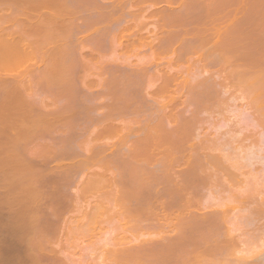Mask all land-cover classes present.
<instances>
[{"label":"bare ground","instance_id":"6f19581e","mask_svg":"<svg viewBox=\"0 0 264 264\" xmlns=\"http://www.w3.org/2000/svg\"><path fill=\"white\" fill-rule=\"evenodd\" d=\"M12 1L10 0V1H8V3L6 2L7 4H9V6H11L10 8L12 10L10 9V11H12V12L9 11L8 12L9 16L8 17H2L3 20H1L2 22L0 21L1 24L6 23L7 25L9 24V25H12L13 27L15 26L14 28H11V29H6V26H5V28L3 26L1 27V30H0V51H1L0 52V69L6 70V71L13 70V71H16V73L14 74L13 77H8V76L0 77V130L6 131L9 129H16V130L21 129L22 131L24 130V133L26 131V133L32 134L35 131L37 133L40 132L39 133V135H40L41 132H43V134H44V133H46V131H47V133H48V131H49V133H51V132L55 133L59 126H61L62 128L63 127L65 128V126H66L67 130H68V127L71 128V126H73L74 128L72 127V129H74L75 132L77 131V133L79 135L76 133L77 134V136H76L75 133H69L70 132L69 130L67 132L66 129H63V130H66V132H65L66 134L64 135L65 137L62 136V137H64V140H62L63 139L62 138L61 141H63L64 143H65V141H66V143H69V142L71 143L74 140H76V138L78 139L79 136L85 137L84 135H86V137L84 138V142H86L88 144V145L86 144L87 146H85L84 142L79 143V145L83 144V146L80 145L78 147L80 149V151H78L79 149L77 148L78 149V150H76L77 152L74 151V149L76 147L75 148L73 147L74 149H71L72 146L69 147L70 149L67 148V149H69V150L66 149L67 151H65V149H60L61 147H58V149L60 151V152H58L55 150L57 147L52 148L51 144L48 145L49 150H50V152H49V150H47L48 147L45 149V147L47 146V144H46V145H44L45 147H43L44 150L42 149L44 152L47 151V152H45L46 154L41 151L42 154L39 152V154H41V156L39 155V158H38V155H37V157L35 156L36 159L38 158V160H36V161H40L39 162L40 167L38 166L39 168L36 170V176L33 177L35 179H33V178L31 179L32 182L29 183V186L27 183L26 184L24 183L25 186H22V187L26 188V186H27V189H26L27 193L29 192V190H28L29 187L32 188L33 191H35V190L36 191L34 194H31V192H33V191H32V189H30L31 191L29 192V194H26V195L24 194L25 195V196H23L24 198L23 197L21 198L19 196L18 200H20V201L16 200V202L20 203L22 199H23V201L25 199L27 202H29V201L31 202L30 199L32 198V196L35 195L36 197H33V199L38 198L36 204L34 202L36 200H33V199H32L31 204H30V202L27 204L36 205L35 207L32 206L33 208H35V211L31 207H30L31 208L30 211L35 212V213L33 212L34 216H35L36 212H37L36 215L38 216L40 214V216L39 217L35 216V220L37 219L38 223L36 220V224H35L34 228H32V226H34V224H31V227L29 229L28 228L27 229H25V228L21 229V227H20V228H17V231H18V229H19V232H21V230L23 232L28 231L27 234L29 235L30 233H33L32 230H34L33 235L32 234L31 235L36 236V237L38 236L37 237L38 239H36V240L42 239L44 235H46V236L48 235L47 238H43L45 240H43V239L42 240L45 242H49V244L52 243L51 242L52 240L50 241V239L55 237L53 235L56 234V231H58V229L60 228L59 226H61V224L64 222V219L61 218L62 219L61 220L58 217L56 212L59 210H63V211L65 210V212L69 211V210L72 211L71 209H73V211H75V210L77 211L78 208L85 209L84 207L87 204H89L86 202H84V203L81 202L82 204H84L83 205L84 207H82L79 202H76V201H78V199H81L79 201H82L83 196H80V195H79V197L76 196L75 198H78V199H75L74 195H71V196L69 195L70 198H68L67 197L68 194L66 196V194L64 195V194H62V192L60 193V190L63 189V191H65L66 188L70 184H72L71 181H72V175L73 174H75V173L77 174L78 172L85 170L86 173H84V175H82V176L87 178V179L90 178V180H86L85 178H82L83 180H81V181H84L85 183L78 181L80 184L76 182V184H75L76 187H77V185L78 186L82 185V187H83V184H85L86 185V186L84 185L85 190L89 189L88 191L91 192V189L93 187V189H95V191L98 190V192H99V190H104L107 186L111 187V185H115L114 187H115L116 193H117L116 194L115 191H112L114 189L107 187V191H110V190L112 191V194H113L112 199L114 197V203L112 202L111 198H110L111 200L109 199L110 202L108 200H106L109 202V203L107 202L108 205L106 204L109 207H107V206L105 207V205H104L105 203L100 202L101 198L97 199L98 204H96V206H98V207H95V205H92V206L90 205V207H89L87 205L90 210H91V208H93V209L96 208L98 210L100 207V209L98 210L99 211V217L96 216V214H95V217H97V221H98V218H100V221H101L103 218V215L104 214L107 215V212H108L109 216L107 215L108 217L106 219L108 221L110 219V222H111L112 218H113V220L117 221L116 218H114L113 216H116V214L118 212V214L116 216L117 219L120 217L118 219L119 220L118 222L124 223V227H122V230L124 231L125 229H123V228H128V230L126 229L127 232L125 230V232L127 234L125 232L123 233L121 231V227L119 228L121 231L120 232L119 229L117 228V226L119 227L120 224H118V222H117L116 229H117V231H119L120 233H123V234H119V236L117 235L118 238L115 237L116 239L114 238L115 240L113 242L116 241L115 245H114V243H112L111 246L114 245L113 247H115V248L112 247L113 248L112 249L110 247L107 249V250L111 251V254H113V256L108 255L110 253L109 251H108L109 253H107V251L105 252L106 255H108L109 257H106L107 258L106 260L104 258V261H107L110 257L111 258L109 259V263L107 261V262H104V264H107V263L108 264H110V263H112V264H264L263 254L259 255V253H257L258 254L257 255L256 253H254V251H252L253 249L250 250L251 248L250 249L246 248L244 246L245 244L243 245V242L241 240L242 238L240 236H241V234L243 235V233L245 234L247 232V230L244 231L246 229L245 228L246 225L243 226L245 229L244 230L242 229L243 227L240 226V225H242V223L240 224V221H239V220H241L240 217L241 216L243 217L244 215H245V219L242 218V219H244L243 221H245L249 217L253 218L254 216H258V217H256L257 219H259V217L260 218L264 217V213L262 212V211H264L263 208L260 207V209H258L259 206L256 205L257 206V209H256L255 208L256 203H255L253 206H251L249 208L250 212L247 211L248 208H247V210H244L243 209V208H245L244 204L247 205L249 202L250 203L253 202V201L248 200L249 202L248 201H244L241 203L239 202L240 205L235 204L236 207L238 206L237 207L238 209L236 207L228 209L226 207V205H227L226 203H224L226 205H223L222 204L223 202H219V204H218V202L217 203L214 202L213 203L214 205H213L212 201L210 200L212 198H215L217 195H219V196H217V197H219V199H216V200H220V196L222 194L224 195V193L227 192L226 190H228V193H229L230 189L228 187H227L228 189L222 188L224 186L222 184H224L225 181L227 179H229V177L231 176V175H229L231 168H234L235 166H236L235 168H237V169L239 168L240 162L238 159L244 155L245 150H243V149L246 148L247 150L245 152L247 153V151H248V154L251 153L252 151H254V153L250 154V155H254L255 150L248 149V148L253 149L254 146L253 145L247 146V144H246L247 147L246 146H243L244 148L240 147V149L242 148L241 151H243L242 152L243 154L238 153V152H241L239 148H238L239 150L236 149V151H235L236 153H234L233 151L228 152L229 151L228 150V151H226L227 154H225V152H223V150H222L223 147H225L224 143L226 140L223 141L225 133L227 130L230 131L231 133H228V131H227L226 134H228V135L230 134L232 137V134H233L232 132L235 133L236 129L234 128L233 129L234 131L233 130L231 131L232 128L227 129V130L221 129L222 130L221 134H219L220 133V129H219V131H218L219 133H217V134H218V136H220L219 138H223V139L219 140L218 136H216V139L213 140V137H214L213 136L211 140L214 142L216 140V142H215L216 144H219V142L221 141V144H223V145H221V144L216 145L212 141H209V140L205 141L206 139H204V138H206V135H204V136L202 135V133H204V132H202L200 134V131H202L203 129L201 128V126L198 127V122H200L199 124L201 125L204 122V120L199 118L198 117L199 115H197V114H200L199 111L201 109L205 110V107H203L205 104V101L200 102L199 98L203 97V96L209 97L211 95V93L214 91V88L212 89V87H211V83L215 82L216 84L215 83L214 84L216 85V87L220 86V83H221L220 87H222L223 85L225 86L228 84V79L232 78L231 75H234L235 79L234 78L233 79L235 81L232 79V81L229 83L231 85L236 84V86L232 85V87L233 86L238 87L239 91L241 89L243 90V87H244V91L246 90L247 92H249L251 94L254 91L253 93L255 96L253 95L254 96L253 101H252V99L250 100V101H252V102H250V106L253 103H254L253 105L257 104L258 108L257 109L255 108L256 105H255V107L251 106L252 110L254 111L256 109V111H258V109H260V115H262L261 111H263V114H264V0H232V1L231 0H225V2L229 1V3H227L224 6H222V4H224V3L221 4L220 0L219 1L218 0H199V3H198V0H194L197 3V7L195 6L197 8V9L195 8L197 10V13L198 12H201V13L207 12V14H202L201 16L199 15V18L202 17L204 19L207 16L205 20L201 19V18H200V20L198 18L196 19V24L193 28L194 31L195 30L200 31V29H196V28H201L202 24H203L202 26L205 27L206 23H204V21L205 22L207 21L208 24H206V27H208V25H210L209 27H210V30H212V33L210 32V34L208 35V37H209V40H208L207 35H205L206 37L205 36L202 37L201 34H203V32H200L201 33L200 34L197 31H195V32H197V34H200V36L194 32L196 34V36H194V34L191 36L192 37L194 36L193 38H195L194 39L195 42H193V38H192L191 39L192 44H190L189 43L190 39L187 38L188 39V41L186 43V44H188L187 47H189V48L192 47L191 49H193V50H194V48L197 47L194 51L192 50L193 52L197 53V51L199 52L202 50V49L199 50L198 48H200V47L204 48V46H205V42H204V44H203L204 46H203L202 42L200 44L199 41H204L206 39L205 40L206 42L208 41L209 44H212V45H210L211 47H214L215 49L218 48V51H220V52H221V50L224 51V54L225 53L228 54V52L232 53L233 49H234L233 52H235V50H236V52L232 53L231 56L227 55V57H230V60L228 61V59L223 58L224 55L222 53H220L221 55H219V52L217 50H216V52H218V53L213 51L214 48L209 49L206 45V48H208L211 52L213 51L212 54L210 53L211 55H213V53H214L215 56H216V54H217V56L218 55L221 56L220 58H217V60H219V59L222 60V58H223V60L225 59L226 62H229V63H227L228 64V66H227L224 61H221V60L219 61V62L223 63L224 68L226 65L229 68V70L231 71V73H229V71H227L228 75L227 74L223 75L224 78L219 77V78H221V80L225 79L222 81H225L226 84L223 83L220 79H218L219 81H217L215 78H213L215 80L214 81L212 78H209L210 80L212 79V82L210 81L211 83L209 85L208 79L207 80L202 79V80H204L203 82H205V83H203L200 79H199L200 81L195 80L197 77H195V79L193 80L195 82L197 81L196 84H195V82H191L192 80H190V81L186 80L187 83H185V82H183L185 80V79L183 80L185 75L183 76L182 74H179L182 72H179V71L176 72L177 74L183 76V78H181L182 76L178 75L179 76V78H178V76L175 75L176 73H173L172 76L170 73V76H169V74H168V72H170L169 69H168L169 71L168 70L166 71V69H164L165 70L164 73L167 72V74L166 73L162 74L161 73L162 70L159 71L162 75H160L159 72H157L156 73L157 75H155V73H153V71H152V73L154 74V77L149 76V75H148V77H149V80H151V79H154V80L151 82L149 81L147 83V85L149 84V86L147 87V92L148 93L150 92L148 95L151 99L148 98L149 100L147 99L146 101H144L142 99H145L146 97L144 98V96L141 94L142 98L139 97L140 99L139 98L136 99L138 101V102L137 101L136 102L139 103L138 105L136 102H133V101H135L134 99L128 100V97H126L127 99L125 98V100H126V102H125V100L120 96L123 99V100L120 99L121 100L120 101L119 98L117 97L118 95L115 96L116 92L114 93V91L118 87V85L116 83H114L115 85L113 86L112 79H110L108 81V84L106 82L107 80L105 81V79H102V82H103L102 85H99V83L98 84L95 83L98 85L97 89H99V91L96 89L97 85L95 86V84L93 83V86L95 87V88L94 87L93 88L98 93V95L99 94H100V96L103 94H104V96L107 95V99H106L107 101H109L110 100L109 97H111L113 95L111 97V100H113V101L110 100L109 102H106V100H105V102H104L103 96L99 99L97 97L98 96L97 93H93L94 91H91L93 89V88L91 89L93 80L90 77V75L86 76V77H84L85 75H82L83 76L82 77L83 79H82L81 74H80L82 71L79 70L82 67H83V70L85 69L83 72L88 70L87 68H90V66L92 65V62H93V60H91V59H94L93 57L96 56L95 55L96 53H98L96 51L99 49V47L100 46L106 47V45H108L109 40H110L109 44L112 43V45H108L109 47L115 45L113 43H114V41H116V37L118 38L117 35L119 33H121L118 31H117L118 33H116V32L113 33L114 31L110 32L113 35L114 34H117V35H114V36L110 35V39L108 40V38H107L108 42H107V44H105L107 40L104 38V36H105L103 34L104 32L98 30L99 33H102L104 35L101 37L100 35H102V34L99 35L97 33L99 35L98 37L104 38L106 40L105 42H104V39H102L103 41L101 40L105 44V45H103V43L101 41L100 42L98 41V40H100V38H97L96 33L90 34V36H88L89 34L88 35L86 34V33H89V31L87 32L85 30V28L88 27L87 30H89V28L91 30L92 29L91 26L94 28V25H91V24H94L93 21H95L94 17H91V16H93V14L90 15L91 18L87 16L90 19H86L87 17L86 16L83 17V15L88 13L89 11L97 12L99 10L97 12L98 14L95 13L96 14L95 19L97 17L99 18L101 16L99 18V20L100 19L102 20L101 24H106V22L109 21L110 18H113L117 15L116 14L117 11L115 10L117 7H112V8H110V7L114 4V2H118V0L113 1V3H112V1H109L110 7H107V8H106L105 4L102 6L100 4H98L99 3L98 1H101V0H98V1L97 0H14L13 2ZM120 1H122V0H120ZM120 1L116 4L124 3L127 0L122 1L121 3H120ZM129 1L130 0H128V2ZM134 1H135L134 2L135 4L140 2L138 4V6L142 2L141 0L139 2H138V0H134ZM144 1H146V0H143V2ZM153 1H157V0H153ZM89 2H91L89 4L91 8L89 7V5H87ZM130 2L133 3L132 0ZM150 2H151V0H150ZM222 2H224V0H222ZM102 3H103V1H102ZM134 3H133V5L132 4L131 5L129 4L130 6L128 5L131 8L128 7L129 10L125 13H124V11L121 10L123 4L121 6L117 5L118 8L120 9L119 10L117 8V10L119 12L121 11V13H120L121 15L118 13L117 16L119 17V16H122L124 14L122 16L123 17L122 19H124V16H126V14H127V16L131 15V17H132L133 11L137 7V5H134ZM97 4H98V6H97ZM188 5H189V3H188ZM229 5H230V7H229ZM87 6L91 10L87 9ZM99 6H101V8H99ZM140 6H142V4ZM102 7H105V8H102ZM175 7H177V6H175ZM113 8H115L114 9L115 11H113ZM125 8H127V5ZM132 8H134L133 11L131 10ZM221 8H222V10H221ZM86 9L88 12L85 13L82 11V10L86 11ZM92 9H94V10H92ZM111 9L114 13L112 12L110 15H108L110 13ZM219 9H220V13H219ZM157 10H158V8H157ZM103 11H105L104 13L106 14V16L104 15ZM161 11H163V10H161ZM170 11H172V10H170ZM187 11H188V9H187ZM128 12L129 13L131 12V14L128 15ZM188 12H190V11H188ZM145 13H146V11H145ZM182 14H183V12H182ZM191 14H194V12ZM219 14H220V16H219ZM1 15H3V14H1ZM103 15H104V18H106L105 20L102 19ZM107 15H108V17H107ZM111 15H114V16L110 17ZM148 15H150V14H148ZM159 15H160V13H159ZM204 15H206V16L203 17ZM178 16H179V14H178ZM189 17H190V15H189ZM116 18L117 17H115L114 19H116ZM181 18H182V15H181ZM134 19H135V17H134ZM134 19H132V20L134 21ZM189 19H187V21ZM112 20H111V22H112ZM116 20H115L116 23L115 22L114 23L118 24L117 22H119L120 19L119 20L116 19ZM164 20H166V19H164ZM97 21L98 20L96 19L95 23H97ZM104 21H106V22H104ZM197 21H198V23H197ZM111 22L109 21V22H107V24L108 25L114 24L113 22L112 23ZM201 22H203V23L200 25ZM98 23H100V22L98 21ZM121 23H123V22L121 21ZM121 23L119 22V24H118V25H120V27L122 25ZM138 23H140V22H138ZM141 23H143V21H141ZM196 25H197V27H196ZM81 26L84 27L85 32ZM191 26H192V24H191ZM120 27H116V29H118ZM122 27L120 28L121 29L120 31H122V32L124 31V33H125V30L122 29ZM125 27L128 30V27L127 26H125ZM136 27H138V26H136ZM173 27L174 26H172V28ZM206 27L203 29L204 30L207 29L208 31H210L209 27L208 28H206ZM188 28H190V27H188ZM12 29H14V30H12ZM81 29H82V32L86 35L84 36L83 33H80L82 35H81V37H79L80 35L78 36L77 32ZM94 29H92L93 32L95 31ZM137 29H140V27ZM176 29L179 30L178 28H176ZM92 30L90 32H92ZM100 30H101V27H100ZM112 30H113V28H112ZM106 32H107V30H106ZM75 33L77 34L75 36H78V38L74 37L73 34H75ZM167 33H168V31H167ZM171 34H170L171 37L176 35V34H174L172 36ZM180 34H178V35H180L179 38H178V35H176L178 40L180 39L181 36L183 38L185 37V36H183L184 33L183 34L180 33ZM220 34L222 36H224V38L226 39L224 41V44H223V40H220L222 37ZM93 35H95L96 37L95 36L93 37ZM184 35H187V34H184ZM111 36H113V38ZM120 36H121L120 40L121 39L125 40L127 38V37L122 36V33L119 35V37ZM219 36H221V37H219ZM163 37L161 39H163ZM182 37L180 39L179 44L181 42H183L184 39L186 38L185 37L183 39ZM177 38L175 39V36H174L173 42L174 41L177 42L178 41ZM232 38L235 41H232ZM167 39H168V41L166 39L161 40L160 45L156 46L155 53L153 51H150L151 52L150 55L154 53L153 55L156 56L155 54L158 51L157 48L161 47L162 43L164 44V46H162L164 49L163 48L159 49V52L162 50L163 51L168 50L167 48L171 47L169 45L172 42L171 43L169 42L168 37H167ZM210 39H211V42H213V43H210ZM212 39H213V41H212ZM89 40H91L92 42ZM111 40H112V42H111ZM191 40H190V42H191ZM151 41H153V40H151ZM164 41L165 42L167 41L168 43L167 42L165 43ZM118 42L120 43L119 38H118L116 44ZM184 42H186V39ZM221 42H222V44H221ZM127 43L126 44L123 43V40H122L121 44H125L126 46L130 47ZM146 43L148 45V41ZM193 43H195V44L193 45ZM197 43H199V44H197ZM166 44L168 47L165 46ZM177 44H178V42H177ZM179 44L176 45V43H175L176 46H179ZM182 44H180V45H182ZM206 44H208V43H206ZM132 45H133V43H132ZM135 45H134V47H135ZM153 45H154V43H153ZM173 45H174V43H173ZM101 47H100V49L104 50L103 49L104 47L103 48H101ZM182 47H183V49L185 48L184 45ZM219 47H221V48H219ZM234 47H236L237 49L239 48L238 51ZM1 48H2V50H1ZM154 49H155V47H154ZM177 49H179V48H177ZM149 50H151V49H149ZM101 52L102 51H100V53ZM159 52L157 53L158 55H160ZM177 53H178V51H177ZM93 54H94V56H93ZM200 55H202V54H200ZM90 56H91V58H90ZM153 57H151V58L153 60L154 59L156 60V58H153ZM185 58H187V57H185ZM207 58L204 61L202 60L201 56H200V59H199V57L197 59L201 60V62L199 61L200 63L203 62L202 64H200L203 66V64L207 60ZM95 59H96V57H95ZM95 59H94V61H95ZM197 59H196V62H197ZM192 60H193V58H192ZM237 60L240 63L239 62L237 63L236 62ZM230 61L231 62L235 61V63L237 64L236 69L234 67L235 65L231 64ZM39 63H40V67H39ZM101 63H103V61ZM101 63L98 67L100 69H102V68L103 69L102 70H100L99 68L98 69L102 72L105 69L102 66L104 64L101 65ZM159 63H161V62L159 61ZM37 64H38V67H37ZM169 64H170V62H169ZM209 64H210V62H209ZM238 64L239 65L241 64L240 66L242 68ZM35 65L38 69V70H36V72H34L35 68H36ZM148 65H149V63H148ZM100 66H102V67H100ZM112 66H113V63H112ZM117 66H119V65H117ZM136 66H138V65H136ZM221 66H222V64H221ZM230 66H232V67L230 68ZM33 67H35V68H33ZM84 67H86V68H84ZM148 67H151V65ZM176 67H177V65H176ZM203 67H205V66H203ZM227 67L225 68L226 70H228ZM32 68L34 71L32 70ZM107 68H109V67H107ZM153 68H154V66H153ZM238 68H241V69L238 70ZM225 69H224V73H227ZM231 69H235V72H234V70L232 71ZM260 69H262V70H260ZM76 70L78 71L79 75H78ZM134 70H136V69H134ZM143 70H147V69L146 68L142 69V72H144ZM198 70H200V68ZM32 71L37 74L36 77L34 78V80H32L34 82H32L30 80V78H29L30 81L25 80L24 76H22V73L23 72H32ZM173 71H174V69H173ZM208 71H209V69H208ZM213 71H215V70H213ZM74 72L77 74H75ZM115 72H117V71H115ZM117 73H119V72H117ZM198 73H199V71H198ZM235 73H237V74H235ZM195 74L197 75V73H193V75H195ZM66 75H67L68 81L66 80ZM72 75L73 76L77 75V76L73 77ZM144 75H147V74L145 73ZM174 75H175V77H174ZM34 76H35V74H34ZM78 76H80V78ZM188 76L191 77V74ZM214 76L216 77V75H214ZM235 76H237V77H235ZM77 77L80 80H77L76 79ZM173 77L176 79L175 81H174ZM68 78L72 79L71 80L72 82H70ZM73 78H75V80ZM87 78H89V79L87 80ZM127 78H128V76H127ZM133 78H134V76H133ZM146 78H147V76H146ZM158 78H159V80H158L159 82L157 83ZM180 78L183 81L180 80ZM192 79H193V77H192ZM236 79H238V80H236ZM81 80H84V81H81ZM129 80L131 81L132 79H129ZM129 80L127 79L128 82L126 81V83L123 82L121 87L125 88L126 85L131 83ZM143 80L145 81V79H143ZM178 80L182 81V83H184V84L181 83V86L183 85L182 89L186 88L187 92H189V91H190V93L192 92L193 97L191 96L192 93L191 94L187 93L186 90H185V92L183 90L181 91V86H180L179 82H177L178 84L176 83V81H178ZM134 81L135 80H132V82H134ZM173 81L175 82V83H173L174 85L171 84ZM188 81L191 82L192 84H189ZM238 81H240V82H238ZM79 82H81V83H79ZM109 82H110V84H109ZM199 82L201 83V85ZM206 82H207V85H205ZM217 82H219V83H217ZM75 83L76 84L78 83L79 86L81 85L80 87H82L83 89L87 88V90L88 89L90 90V91H86L84 89L88 93L87 96L89 94H91L89 96H92V95L94 96V94H95L94 97L92 96V99L88 96L91 100L89 98H88L89 101L86 99L87 102L90 103L89 105L86 103V100L85 101L83 100V102H85L86 104H84V106L82 105L84 107V110H82L83 109L82 108L81 111L79 110V113L77 111H75V109L72 110L74 108V106H73L74 105L73 103L75 102L74 100L76 99L75 95L72 92H75L76 95H79V94L83 95L84 94V96H85V92H82V89L79 88L81 90V92L79 90V92H80L79 93L78 89H77L79 86L76 87ZM135 83H133L134 84L133 87L137 86ZM237 83H242V84H239V86H237L238 85ZM111 84H112L113 88H112ZM170 84L173 87L176 84L177 87L174 88V91L172 88H170V87H172V86H170ZM116 85H117V87H115ZM147 85L146 84L144 85L145 88ZM178 86L180 87V89ZM184 86H185V88H184ZM203 86L204 87L207 86L206 87L207 90L209 89L208 88L209 86L211 87V89L206 91L208 94L205 92V90H203V88H202ZM129 87L133 88V87H131V85ZM129 87H128V89H130ZM149 88H150V90H149ZM195 88L197 90H199L200 92L203 90V92H205V93L203 94L201 92L202 93L201 94ZM201 88H202V90H201ZM36 89H39L42 92H48L51 95H53V97L56 98L55 100L52 101V104H53L52 107L49 106L47 103L45 104L43 101L37 102L33 98V96L36 93V91H35ZM75 89H77V91H75ZM64 90H67V91L64 92V95L63 94L60 95ZM141 90L144 91L145 89H141ZM141 90H139V91H141ZM166 90H170V92L168 91L170 96L168 94H165ZM242 90H241V92H242ZM171 91H173L175 94L173 92H172L173 94H171ZM180 91L184 92V94L181 93L183 95V98H182V96L180 98L178 97L180 100V102L178 103L179 100L175 97H177L176 94H178V96L181 95L178 93ZM195 91H197L198 94L194 93ZM59 92H61V93L59 94ZM66 92H67V94H66ZM76 92H78L79 94H77ZM107 92H108V94H107ZM109 92H110V94H109ZM209 92H211V93H209ZM217 92H215V93L217 94ZM117 93H118V90H117ZM136 93H137V91H136ZM156 93L157 94L161 93V97L159 96L160 97L159 99H158L157 95H155V96H157V98L154 97V94H156ZM162 93L164 95L163 98L165 100L162 98V96H163ZM122 94L123 93H121V95ZM189 94H190V97L188 98V96H186V95H189ZM58 95L60 97L61 96L62 97L60 98ZM69 95H70V97H72L74 95V97H73L74 100L72 98H70ZM152 95L154 98L151 97ZM173 95H174V99L176 101L173 99ZM196 95H198V96H196ZM199 95H200V97H199ZM166 96H168V99H166ZM94 98H96V99L98 98L97 100H101V99L102 100L100 102L99 101L97 102V100ZM112 98H114L115 101H117V100H119V101L115 102L114 99H112ZM181 98L183 99V102L185 101L184 103L181 102L182 101ZM197 98H198V100H197ZM153 99L154 100L156 99L157 101H154ZM161 99H163L164 101L161 102L160 101ZM186 99L187 100L190 99L189 100L190 102L187 101ZM192 99H193V101H192ZM200 99H203V98H200ZM247 99H248V96H247ZM139 100H141V104H140ZM150 100H151V102H150ZM195 100H196V102H195ZM58 101H59V103H58ZM91 101L94 103L96 101L97 103H100V105L98 104V106H97L96 105L97 103L94 104ZM130 101H131V103H130ZM119 102H121V103L119 104ZM191 102H192V104H191ZM115 103H118L120 105V107L117 108V106H119V105H117ZM128 103L130 104V110L128 107L129 106ZM132 103H133V106H135L133 108H132ZM134 103H136V104H134ZM175 103H177V105L179 104V106H178L179 111H177L178 107H176V105H174ZM195 103L196 104L198 103L197 106L195 105ZM64 104H66V105H64ZM93 105H96V106H93ZM198 105L201 108H198ZM64 106L66 108L67 107L69 108V109H67L68 111L66 109H64ZM115 106L119 110H121L120 108L122 107L121 112L117 109L115 110V108H114ZM143 106H145V107H143ZM185 106H187V107H185ZM206 106L208 108V105H206ZM85 107H86V110H85ZM180 107L182 110L180 109ZM196 107L198 108V110ZM97 108L98 109L100 108L98 111L101 110L100 111L101 113L96 111ZM103 108H104V110H103ZM134 108H135V110H134ZM138 108L139 109L141 108L142 110L140 109V112H137V110L139 111ZM77 109H79V108H77ZM92 109L93 110L96 109V110H94V113H95V111H96V113H98L95 115L96 117L95 116H91V117L89 116L88 117V114L91 115ZM145 109L147 111H145ZM123 110H125L126 112ZM143 110L145 111V113H147V112H149V113L145 114L144 112H142ZM88 111H90V112H88ZM130 111L133 112V114L131 113L132 114L131 116L134 117L135 114L138 115V113H139L138 117L135 115V118L136 117L139 118V116L141 117V118H139V120L136 118L135 121H134L133 117L132 118L130 117V120L134 121L132 123L133 124L136 123L135 128H134L133 124L129 123V122H131L130 120L128 122L127 121L124 122V120L122 118H120V117H124V115L126 117L128 115V118H129L130 114H127V112L129 113ZM194 111H197V112H195V115H194ZM86 112H87V114H86ZM114 112L115 113L117 112L116 115H118V116H116L115 114H114L115 115L114 116L113 115ZM119 112H120V114H118ZM155 112L157 113V115H155L156 114ZM185 112L187 114L184 115ZM80 113H85L88 117V119H85V122H84L85 126L84 127H83V124H81V123H80V125H77V123H79L80 121L82 122L83 121L82 119L84 117H86L84 115H81ZM94 113H92V115ZM122 113L124 114L123 116L121 115ZM143 115H146V116H143ZM112 116H113L114 120L112 119ZM195 116H196V118L197 117L199 118V119L197 118V121H196ZM256 116H258V115H256ZM78 117L79 118L81 117L82 119L76 120V118H78ZM115 117H118L117 120H119L120 122H122V121L123 122L120 123L119 121H116V123H115L114 122ZM121 119H122V121H121ZM140 119H142V120H140ZM259 119H260V117H259ZM201 120L203 121L202 123H201ZM255 121H256V119H255ZM75 122H76V124H74ZM126 122L128 124H130V126H128V124H126ZM259 122H262L259 124L264 126V121L259 120ZM88 123L92 124L93 128ZM87 124L90 126L89 128H87L88 127ZM125 124L127 126L124 128L123 126ZM196 124H197V126H196ZM76 125L78 127H81V125H82V128L79 129ZM119 125H122V127L120 128ZM194 126L198 127V129L200 128L202 130H196L197 128ZM221 128H223V127H221ZM72 129H70V130H72ZM78 129H79V131L81 130L80 132H83V133L81 134L80 132H78ZM86 129H88V130L92 129V130L86 131ZM120 129H122V131H119ZM125 129L127 132L126 131L123 132V130H125ZM194 131H196L195 132L196 135L194 134ZM223 131H224V134H222ZM71 132H73V130ZM197 132L200 135H202L203 137H201ZM120 133H121V135H120ZM125 133H127L126 135L129 137L125 138L123 136ZM128 134H132V137H130V135H128ZM192 134H193V136H192ZM197 134H198V136H197ZM81 135H83V136H81ZM109 135H110V137H112L113 135L119 136V137L122 136V137H120V139H123V137H124V139L121 141L118 139L119 137L116 139L122 145H123V143H125L124 142V141H126L125 139L131 138L128 142L129 144L126 143V145L127 146L129 145V146L127 147L126 145H124L123 149L125 151L123 152V149H122L121 145L119 146L118 141L116 144L118 145L119 148L113 146L115 143L114 144L113 143H111V144L110 143H108V144L98 143V140L100 138H104L105 136H109ZM228 135H226V136H228ZM41 136H43V135H41ZM66 136H67V138H66ZM199 136L201 139H203V141L200 140ZM226 136H225V138H226ZM69 137H71V139L72 140L74 139V140L68 141V139H70ZM193 137L195 139L198 137L197 138L199 140L198 146L196 143H194L196 145L193 144V142H192L194 140ZM54 141H55V139H54ZM208 141H209V143H208ZM200 142L201 143L203 142V144L205 143L208 145L205 147L202 144L203 147L202 146L199 147ZM222 142H224V143H222ZM213 143H214V145H212ZM209 144H211V146H209ZM69 145H71V144H69ZM229 145H230V143H229ZM125 146L127 147V149L125 148ZM184 146H186V147L188 146V148L185 149ZM252 146H253V148H252ZM66 147H67V145H66ZM116 148H118V149H116ZM120 149L122 152L119 151ZM184 149H185V151L188 149L186 151V153L184 152ZM61 150H63L65 153H67L66 155H68V156L63 155V152H61ZM116 151H118V152H116ZM50 153H51V155H48ZM228 153H229V155H228ZM231 153L232 154L234 153L235 156H237L238 158L237 157L234 158L235 156L230 155ZM237 154L240 156H238ZM248 154L245 155V156H247V158H248V156H250ZM62 155L64 156V158L72 156L74 158V160H73V158L69 157V158H71V160H73L71 163H67V164L65 163L66 165L63 162L60 163L64 159V158L62 159V157H63ZM46 156H48V157H46ZM60 156H62V157H60ZM201 156H202V159H201ZM229 156L231 157V159H228ZM43 157H46V158L44 159ZM33 159L34 158L26 159L27 161L25 160L23 163H19L18 165L22 164V166H19V167H23L20 169L24 170V169H26V167L28 165L29 166H31L33 164L36 165V163H35V161H33ZM50 159L54 160V161H55V159H59V161H60V159H62V160L60 162H58L56 160L55 165H53L54 167L50 166L48 168L47 165H49L48 163H50V162H48V161H51ZM221 159H223V162L221 161ZM30 160H31V162H30ZM198 160L200 161V165L198 164V162H199ZM218 160H219V163L221 162L220 163L221 165H219ZM229 160H232V161L229 162ZM237 160H238V162H236ZM213 161H214V165H213ZM226 161H228V162H226ZM90 163H94L93 165L98 164V166H93ZM222 163L223 164L226 163L227 165L224 164L225 166H223ZM230 163L231 164L235 163V164L231 165ZM24 164H26V165H24ZM52 164H54V163H52ZM88 164H90V169L92 168V170H90L89 167L86 166ZM230 165H231V167H230ZM233 165H235V166H233ZM85 166L87 167V169L89 171H86L87 169ZM109 166H111L112 168ZM228 166L230 167V169ZM94 167H96V169ZM113 167L115 169H113ZM97 168H99V170ZM227 168H228V171L226 172ZM93 169L97 172H94ZM111 169H112V171H111ZM23 170H20V171H23ZM109 170L112 173L109 174L108 173ZM113 170H115V172ZM91 171H92V173H91ZM104 171H107V172H104ZM232 171L234 172L235 170L233 169ZM232 171H231V174L233 175ZM6 172H8V171H6ZM33 173L35 174V172H33ZM33 173H31V176H33ZM105 174L106 175L109 174L108 176H110V177L106 176ZM100 175L103 177L101 178ZM222 175L225 176V178L227 176V178L225 179ZM105 176H106V178H105ZM93 177H95V178L92 179ZM98 178H100V179H98ZM219 178L223 181L222 184L220 181H218ZM84 179L89 183H87ZM101 179H102V182H101ZM103 179H104V181H103ZM31 180H29V181H31ZM94 180H96L97 182H94ZM45 181L48 183L57 181L60 184L58 186V189L56 187H54V188L52 187L51 190L49 189L48 190L49 192H47L45 194L46 191L39 190V188H38V187H42L43 185H45V184H43V182H45ZM91 181H92V183H91ZM73 182H74V180H73ZM98 182L101 184L107 185V186H104V188H102L103 186H100L101 184H99V186H98V184H96ZM217 182L220 184L218 185ZM21 185H23V183ZM117 185H119V187H117ZM199 185H200V187L203 186V188H206V192H204V191L201 192L199 189L200 187H197ZM213 186H216V188H218V189L216 190ZM229 186H230V184H229ZM232 186H233V184H231V190L233 188ZM219 187H220V190L224 189V192L223 191L218 192ZM96 188H98V189H96ZM99 188H101V189H99ZM197 188H198V191H197ZM212 188H214V189L211 190ZM56 190H59L58 193ZM67 190H68V188H67ZM76 190H77V188H76ZM214 190H216V192H218V193H216V192H215L216 194L213 193L212 191H214ZM195 192L200 193V195L198 193L199 197H197L198 195L196 196ZM63 193H66V192H63ZM204 193H206V194H204ZM203 194L206 195L205 198L202 197ZM245 195L247 196V194H245ZM245 195L240 194V197L245 196ZM235 196L237 198L239 197L237 195H235ZM246 196L243 198L248 199L249 196L248 197H246ZM66 197H67V199H66ZM201 197L204 198L205 200L202 199ZM26 198H28V199H26ZM72 198L76 201L71 200ZM95 198H98V196H96ZM234 199H235V197H234ZM101 200L103 201V199H101ZM106 201H104V202H106ZM203 201H205V203L200 205L202 208L197 209L196 205L198 206V204L200 202L203 203ZM111 202H112V204H111ZM85 203H86V205H85ZM99 203H101V204H99ZM102 204L104 205V207H102L103 206ZM69 205H71V207ZM111 205L116 209L115 215L114 214L111 215L112 213H114V210H112L114 208H111L112 207ZM239 206H241V208H239ZM247 206H249V205H247ZM223 207H225V209ZM74 208H75V210H74ZM110 208H111L112 212H110V210H109ZM261 208H262V211H260ZM83 209H78V211L80 213L75 211L74 215L79 213L83 218L82 214L85 211V210L83 211ZM230 209H231V211H229ZM236 209L237 210L242 209L243 211L242 210H239V211L240 212L242 211L243 213L245 212V214L242 215V213H237L239 211H237ZM90 210L85 211V216L86 215L88 216L87 213H89ZM97 210H95L96 213H98ZM104 210H105V212H103ZM81 211H83L82 214H81ZM228 211L231 213L232 217H230V220L228 219V221H227V218H229V216H230L229 215L230 213ZM232 211H235V212H232ZM246 211L248 213H250V215H251L250 216L248 214V216H249L248 218H246L247 217ZM28 212L29 211H26L25 215L27 213V216H28L29 215ZM31 212H30L29 217L32 216ZM38 212H39V214H38ZM225 212H227V213H225ZM100 213L103 214L102 218L100 217L101 216ZM233 213L234 214L237 213V214L234 215ZM50 214L53 215V217L51 216L52 218L49 216ZM79 214L77 216H79ZM120 214L122 215L123 219L121 218ZM259 214H261V215L263 214V215L260 216ZM74 215H72L71 217L76 218V216H74ZM106 215H105V217H106ZM226 215H227V217H226ZM34 216L31 218H34ZM61 217H63V216H61ZM252 218H250L248 220H252ZM81 220H83V219H81ZM81 220L78 218V220L76 222L78 226H79L78 223H80ZM237 220L239 221V223ZM75 221L76 220L72 218V219H70V222L67 221V223H69L71 225ZM126 221H128L129 223ZM226 221H227V224L229 226L226 225ZM243 221L241 220V222H243ZM125 223H128V224H126L127 227H126ZM222 223H223L226 231L224 228L223 229L221 228L223 226ZM230 223L231 224L233 223V224L231 225ZM130 224H132V226H130ZM234 224H236L235 225L236 227H238L237 224L238 225L240 224L239 225L240 228L239 227L236 228L235 226H233ZM253 224H255V225L251 224L252 227L250 225H248V230L251 232V234L256 233L255 235L257 237H260L257 235L258 234L257 232L260 233L259 229H261L262 227L258 228L259 225L256 224V220H255V223H253ZM262 224H264V223H262ZM83 225H81V228L83 227ZM230 225L233 226V228H229V227H231ZM122 226H123V224H122ZM128 226L131 227L130 231L132 230V232L136 233L137 236H139V239H137L135 237L134 233H133L134 235L131 234L132 233L131 232L130 236H131L132 240L131 239L129 240L130 236L128 235V232H130V231H129ZM261 226L264 227V225H261ZM226 227H228V228H226ZM234 227H235V230H234ZM249 227H251L253 230ZM85 228H88V227L84 226V230L88 231V230H90L91 227L88 230ZM8 230H7V232H9V231L11 232V230H9V231ZM254 230L257 232H255ZM242 231H243V233H242ZM262 231H264L263 228H262ZM19 232H17V233H19ZM11 233L12 234L14 233V235L17 234L16 232H14V230ZM11 233L10 234L8 233V238H9V235L11 236ZM53 233H55V234H53ZM262 233H264V232H262ZM40 234H42V236H40ZM51 234L53 237L51 236ZM125 234L128 235V237L125 236ZM39 236L41 238H39ZM46 236H44V237H46ZM49 236L52 238H50ZM122 236L124 238L127 237V240H128L127 243H125L127 240H124V238H122ZM132 236H133V238H132ZM140 236H144V237L141 239ZM145 236H146V238H145ZM261 236H262V238H264L263 237L264 235H261ZM6 237L4 236L5 239H6ZM134 237H135V239H134ZM11 238H10V240H11ZM29 238H31L30 235H29ZM119 238H120V240L123 239L122 240L123 242L122 241L119 242V240H118ZM239 238H240V241H239ZM10 240H8V241L11 244L14 239L12 238V241H10ZM16 240L19 242L14 243V241H16ZM16 240H14L13 243L15 246L19 247V249H17V250H20V251L22 250V253L23 254L25 253L24 258H22V260H24V261L21 264H24V262H25V264H82V262L78 259H76L77 260L76 261V260L70 259V258H69L70 260L68 258H65V257L63 258L62 257L63 255L60 256L59 252L57 253V250L55 249V247L53 245L50 244V246H49V245H47L48 243L44 244L45 242H43L42 240H39V241L34 240V243H32V240H31V242H29V244L30 243L31 244L29 245L26 242L28 244V245L25 244L26 246L23 245L24 244L23 242H21L23 244L20 243L21 240H19V239H16ZM117 240H118V242H117ZM238 241L240 243L242 242V245H239ZM4 242H5V240H4ZM41 242H42V244H41ZM11 245H13V244H11ZM242 247H243V249H242ZM244 248H246L248 251H251V252L243 251V250H246ZM223 251L225 252L224 254H223ZM12 253H13V251H12ZM58 254H59V256H58ZM6 255H8V253ZM11 255H9V256H11ZM25 255H26V258H25ZM1 256L3 257V259H2V257H0L1 258L0 260H2V262H4V261L6 262L10 258L8 256V259H6L3 255V252L1 254ZM113 257L115 259V263L112 262V261H114ZM4 258L6 260H4ZM14 258H16V257H14ZM260 258H263V259H260ZM10 259H12V258H10ZM111 259H112V261H110ZM10 262H11V264H14V262L12 263L11 260L9 262H7L6 264H8V263L10 264ZM84 262H83V264H84Z\"/></svg>","mask_w":264,"mask_h":264},{"label":"rangeland","instance_id":"374dc122","mask_svg":"<svg viewBox=\"0 0 264 264\" xmlns=\"http://www.w3.org/2000/svg\"><path fill=\"white\" fill-rule=\"evenodd\" d=\"M8 1H10V0H0V21L1 20H3L2 19V17H8L9 15H8V12L10 11V7L11 6H9V4H7L8 3ZM12 1V0H11ZM14 1V0H13ZM12 1V2H13ZM98 1V0H97ZM96 1V2H97ZM102 1H103V3H102ZM109 1H112V3H113V1H115V0H101V1H98L97 3L98 4H100L101 6L102 5H106V8L107 7H110V2ZM120 0H118V2H119ZM122 1H125V0H122ZM122 1H120V3L122 2ZM131 1V0H130ZM128 2V0L127 1H125L124 3H121V4H116V3H118V2H114V4L110 7V8H112V7H117L118 8V6L120 5H122L123 4V6H122V8H121V10L122 11H124V13L125 12H127L128 10H129V8H131V7H129L131 4L133 5V3L135 2L134 0H132L133 1V3H131V2ZM140 0H138V2H139ZM142 2H141V4H142V6H138V4L140 3H134V5H137V7L134 9V8H132L131 10L133 11V9H134V11H133V18L131 17V12L129 13L128 12V15H130V16H127V14H126V16H124V19H122L123 17V15L122 16H117L118 15V13L120 14L121 13V11L119 12L118 10H117V8L115 9V8H113V11H117V15L115 16V17H117L116 19H120V23H121V21L123 22V23H121L122 25H121V27H122V29H124L125 30V33H124V31L122 32V31H120L121 29V27H120V25H118L119 24V22H117L118 24H115L116 23V19H114L115 17H113L114 15H111L110 17H113V18H110V22H111V20H112V22L114 23V24H107V22H109V21H104V22H106V24H101L102 23V20L100 21L99 20V18L101 17H97L96 19L100 22V23H98V21H97V23H95L96 22V19H95V17H96V14L95 13H97V12H94V11H87V9H89V10H91L90 8V3L91 2H89L87 5H89V7L90 8H88V6H87V9H86V11H84V10H82L83 12H88V13H86V14H82L83 15V17H90V15H92L93 14V16H91V17H94V20L95 21H93V23L94 24H91V25H94V28L91 26V28L92 29H94L95 31L93 32V30H92V32H90L91 30H90V28H89V30H87L88 29V27L87 28H85V30L88 32L89 31V33H86L88 36H90V34H95L96 33V36H97V38H100V40H98L99 42L102 40V39H106L107 40V38H108V40L110 39V35H113L112 33H110V32H113V33H118V32H121L122 33V36H124V37H127L125 40L124 39H121L120 40V38H121V36L119 37V35L121 34V33H119L118 35L117 34H114V35H117L118 36V38H119V41H120V43L118 42L117 44H116V42H117V40H118V38L116 37V41H114V43L113 44H115V45H113V46H111V47H109L108 45H112V43L111 44H109L110 43V40H109V42H108V40L106 41L105 39H104V42L106 41V43L105 44H107V42H108V45H106V47L105 46H100L101 48H103L104 50H102V49H100V47H99V49L96 51V52H98V53H96L95 55L96 56H94V54H93V58L95 59V57H96V59H95V61H94V59H91V60H93V62H92V65L90 66V68H87L88 70H86L85 72H83L84 70H83V67L81 68V69H79L80 71H82L80 74H81V78L83 77L82 75H85L84 77H86V76H89L90 75V77L92 78V80H93V82H92V87H91V89L94 87L93 86V83L95 84V83H99V85H102L103 84V82H102V79H105V81L107 82V84H108V81L110 80V79H112V82H113V86L115 85L114 83H116L117 85H118V87H117V85L115 86V87H117L116 89L118 90V93L120 94H118L117 93V90L115 89V91H114V93L116 94L115 96H117L118 98H119V100L120 99H124L125 100V98L126 97H128V100L130 99H134L135 101H133V102H136L137 100V98H139V97H141L142 98V96H141V94L144 96V98L145 99H142V100H144V101H146L148 98L149 99H151L150 97H149V93L147 92V87L149 86V84L147 85V83L150 81H153L154 79H151V80H149V77H148V75L149 76H153L154 77V74L153 73H155V75H157L156 73L157 72H159V71H161V73L163 74L164 73V69H166V71L169 69L170 70V72H168V74H169V76H170V73H171V76L173 75V73H176L177 71H179V72H182V73H179V74H182L183 76H184V78H183V76L182 75H179V74H175V75H179V76H182L181 78H183V80L180 78V80H182L183 82H185V83H187V81L186 80H192L191 82H195V81H193L194 79H195V77H197L195 80H201L202 82L204 81V80H209V85H210V83L212 82V79L213 78H215L217 81H219L218 79H220L221 80V78H224L223 77V75H225V74H227L228 75V72L227 71H229V73H231V71L229 70V68L227 67L228 66V64L227 63H229V62H226V60L225 59H228V61L230 60V57H227V55H230L231 56V54L232 53H235L236 52V50H235V52H233L234 51V49H233V51H232V53L231 52H228V54L227 53H225L224 54V51H222L221 49V52L220 51H218V48L217 49H215L214 47H211L210 45H212V44H209V42L207 41H199V43L201 44V42H202V45L204 44V42H205V46H204V48H202V47H200V48H198L199 50H201V51H197V53L196 52H193L196 48H194V50L193 49H191L192 47H187V45L188 44H186L187 43V41H188V39H192L194 36H196V34H197V32L198 33H200V32H203V34H201L202 35V37H204L205 35H207V38H208V40H209V37H208V35L210 34V32L212 33V30H210V25H208V27H209V30L210 31H208L207 29H203V28H205L206 27V24H208L207 23V21L205 22L204 20L206 19V15H204L203 17H205V19L204 18H202V17H200L201 19H204L203 21H204V23H206L205 24V27H203L202 25V23L203 22H201L200 23V25H201V28H196V29H200V31H197V30H195V31H197V32H195L194 31V26H195V24H196V19L198 18L199 20H200V18H199V15L201 16L202 14H207V12H205V13H201V12H198L197 13V3H196V1H194V0H157V1H153V0H151V2H150V0L148 1V0H146V1H144L143 2V0H141ZM179 1V2H178ZM219 1V0H218ZM232 1V0H231ZM230 1V2H231ZM7 2V3H6ZM29 2V1H28ZM32 2V1H31ZM150 2V3H149ZM158 2V3H157ZM182 2V3H181ZM189 3V5H188V3ZM195 2V3H194ZM220 2H221V4L222 3H224V4H222V6H224V5H226L227 3H229V1H227V2H225V0H224V2H222V0H220ZM234 2V1H233ZM232 2V3H233ZM10 3V2H9ZM108 3V4H107ZM146 3V4H145ZM169 3V4H168ZM171 3V4H170ZM184 3V4H183ZM198 3H199V0H198ZM205 3V2H204ZM98 4H97V6H98ZM130 4V5H129ZM153 4V5H152ZM196 4V5H195ZM94 5V4H93ZM109 5V6H108ZM118 5V6H117ZM126 5H127V8H125L126 7ZM129 5V6H128ZM169 5V6H168ZM177 6V7H175V6ZM181 5V6H180ZM186 5V6H185ZM231 5V4H230ZM230 5H229V7H230ZM233 5V4H232ZM9 6V7H8ZM86 6V5H85ZM101 6H99V8H101ZM173 6V7H172ZM189 6V7H188ZM196 6V7H195ZM9 9H8V8ZM94 7V6H93ZM129 7V8H128ZM171 7V8H170ZM175 7V8H174ZM180 7V8H179ZM184 7V8H183ZM188 7V8H187ZM226 7V6H225ZM13 8V7H12ZM102 8H105V7H102ZM140 8V9H139ZM142 8V9H141ZM157 8H158V10H157ZM196 8V9H195ZM115 9V10H114ZM119 9V8H118ZM124 9V10H123ZM160 9V10H159ZM166 9V10H165ZM177 9V10H176ZM180 9V10H179ZM187 9H188V11H190V12H188L187 11ZM225 9V8H224ZM12 10V9H11ZM92 10H94V9H92ZM120 10V9H119ZM161 10H163V11H161ZM170 10H172V11H170ZM175 10V11H174ZM221 10H222V8H221ZM14 11V10H13ZM112 9H111V11H110V13L108 14V15H110L112 12ZM145 11H146V13H145ZM152 11V12H151ZM155 11V12H154ZM178 11V12H177ZM187 11V12H186ZM10 12H12V11H10ZM105 11H103V13H104ZM148 12V13H147ZM158 12V13H157ZM162 12V13H161ZM182 12H183V14H182ZM194 12V14H191V13H193ZM6 13V14H5ZM102 13V12H101ZM100 13V14H101ZM102 13V14H103ZM114 13V12H113ZM159 13H160V15H159ZM219 13H220V9H219ZM1 14H3V15H1ZM11 14V13H10ZM89 14V15H88ZM98 14V13H97ZM99 14V15H100ZM140 14V15H139ZM148 14H150V15H148ZM178 14H179V16H178ZM104 15L106 16V14L104 13ZM104 15L102 16L103 18L102 19H106V18H104ZM108 15H107V17H108ZM121 15V14H120ZM135 15V16H134ZM156 15V16H155ZM170 17H169V16ZM172 15V16H171ZM181 15H182V18H181ZM184 15V16H183ZM189 15H190V17H189ZM222 15V14H221ZM224 15V14H223ZM194 16V17H193ZM219 16H220V14H219ZM86 18V19H90V18ZM127 17V18H126ZM134 17H135V19H134ZM140 17V18H139ZM142 17V18H141ZM157 17V18H156ZM167 17V18H166ZM179 19H178V18ZM190 19H189V18ZM176 18V19H175ZM185 18V19H184ZM84 19V18H83ZM85 19V20H86ZM129 19V20H128ZM132 19H134V21L132 20ZM138 19V20H137ZM164 19H166V20H164ZM187 19H189L188 21H187ZM116 20V21H115ZM125 20V21H124ZM137 20V21H136ZM140 20V21H139ZM128 21V22H127ZM141 21H143V23H141ZM167 21V22H166ZM175 21V22H174ZM180 21V22H179ZM183 21V22H182ZM193 21V22H192ZM195 21V22H194ZM2 22V21H1ZM1 22H0V30H1V27L3 26L4 28H5V26H6V29H11V28H14L12 25H7L6 23V25L5 24H1ZM103 22V23H104ZM111 22V23H112ZM138 22H140V23H138ZM165 22V23H164ZM182 22V23H181ZM191 22V23H190ZM137 23V24H136ZM158 23V24H157ZM197 23H198V21H197ZM97 24V25H96ZM125 24V25H124ZM129 24V25H128ZM135 24V25H134ZM191 24H192V26H191ZM118 25V26H117ZM133 25V26H132ZM198 25V24H197ZM197 25H196V27H197ZM89 26V27H90ZM105 26V27H104ZM109 26V27H108ZM114 26V27H113ZM125 26H127L128 27V30H127V28L125 27ZM136 26H138V27H136ZM169 26V27H168ZM172 26H174L173 28H172ZM235 26V25H234ZM82 27V26H81ZM98 27V28H97ZM100 27H101V30H100ZM113 28V30H112V28ZM116 27H120V28H118V29H116ZM126 29H125V28ZM131 27V28H130ZM140 27V29H137V28H139ZM188 27H190V28H188ZM199 27V26H198ZM203 27V28H202ZM208 27H206V28H208ZM236 27V26H235ZM83 28V30H84V27H82ZM176 28H178L179 30H177ZM97 29V30H96ZM185 29V30H184ZM12 30H14V29H12ZM85 30H84V32H85ZM102 31V32H104L103 34L106 36H104L102 33H99V31ZM106 30H107V32H106ZM138 32H137V31ZM163 30V31H162ZM166 30V31H165ZM183 30V31H182ZM207 30V31H206ZM5 31V30H4ZM9 31V30H8ZM98 31V32H97ZM118 31V32H117ZM127 31V32H126ZM131 31V32H130ZM167 31H168V33H167ZM175 31V32H174ZM182 31V32H181ZM189 31V32H188ZM76 32V31H75ZM106 32V33H105ZM109 32V33H108ZM129 32V33H128ZM136 32V33H135ZM165 32V33H164ZM184 33V34H187V35H184L183 34V36H185L184 38L186 39V42H184L185 41V39H184V43L183 42H181L180 44H182V45H180L179 44V42H180V39H181V37H180V39L178 40V38H179V36L181 35L180 33ZM187 32V33H186ZM196 34H195V33ZM222 32V31H221ZM220 32V33H221ZM78 36L79 37H81V35L82 34H80V33H83L82 32V29L81 30H79L78 32ZM100 34H102V35H100L101 37L102 36H104V38H101V37H98ZM172 33V34H171ZM207 33V34H206ZM223 33V32H222ZM86 34H84L83 33V35L85 36ZM109 34V35H108ZM125 34V35H124ZM169 34V35H168ZM170 34L173 36L174 34H176V35H178V34H180V35H178V38H177V36L176 35H174L175 36V39L177 38V42H178V44H179V46H176V45H178L177 44V42H173V38H174V36L173 37H171L170 36ZM194 34V36L192 37L191 35H193ZM200 34H197V35H199L200 36ZM74 35V37H76V38H78V36H75V35H77L76 33L75 34H73ZM113 35V36H114ZM131 35V36H130ZM137 35V36H136ZM161 35V36H160ZM166 35V36H165ZM221 35V34H220ZM95 35H93V37H94ZM95 36V37H96ZM113 36H111L112 38H113ZM133 36V37H132ZM159 36V37H158ZM164 36V37H163ZM188 36V37H187ZM222 36V35H221ZM221 36H219V37H221ZM114 37V38H115ZM140 39H139V38ZM147 37V38H146ZM149 37V38H148ZM163 37V39H166L167 41H168V39H167V37L169 38V42L171 43L169 46H171L170 48L167 46V44L165 45L166 47H168L167 49L168 50H165V51H160L159 52V49H161V48H163L162 46H164V44L162 43V46L161 47H159V48H157L158 49V51L156 52V56H154L153 54L155 53V51H156V46H158V45H160V42H161V40H163V39H161ZM191 37V38H190ZM206 37V36H205ZM232 37V36H231ZM188 38V39H187ZM223 38V39H222ZM234 38V37H233ZM233 38H232V41H235V40H233ZM91 39V38H90ZM139 39V40H138ZM150 39V40H149ZM156 39V40H155ZM194 39L195 38H193V42H195L194 41ZM204 39V38H203ZM202 39V40H203ZM231 39V38H230ZM92 40V39H91ZM91 40H89V41H91ZM114 40V39H113ZM122 40H123V43H127L128 41V45L130 46V47H128V46H126L125 44H121L122 43ZM127 40V41H126ZM142 40V41H141ZM151 40H153V41H151ZM190 40H189V43L190 44H192V40H191V42H190ZM201 40V39H200ZM220 40H223V44H224V41L226 40L225 38H224V36H222L221 37V39ZM94 41V40H93ZM103 41V40H102ZM101 41V42H102ZM125 41V42H124ZM148 41V45H147V43L146 42ZM156 41V42H155ZM166 41V42H167ZM212 41H213V39H212ZM237 41V40H236ZM92 42V41H91ZM111 42H112V40H111ZM138 42V43H137ZM152 42V43H151ZM163 42V41H162ZM165 42V41H164ZM165 42V43H166ZM88 43V42H87ZM90 43V42H89ZM103 43V42H102ZM101 43V44H102ZM132 43H133V45H132ZM151 43V44H150ZM153 43H154V45H153ZM168 43V42H167ZM173 43H174V45H173ZM175 43H176V45H175ZM199 43H197V44H199ZM206 43H208V44H206ZM210 43H213V42H211V39H210ZM100 44V45H101ZM104 43H103V45H105ZM136 44V45H135ZM140 44V45H139ZM144 44V45H143ZM157 44V45H156ZM189 44V45H190ZM195 43H193V45H194ZM196 44V45H197ZM220 44V43H219ZM221 44H222V42H221ZM134 45H135V47H134ZM142 45V46H141ZM184 45V49H183V46ZM186 45V46H185ZM195 45V46H196ZM206 45H207V47L210 49V48H214L213 49V51H215L216 52V50L219 52V55H221L220 53H222L224 56H223V58H225L224 60H223V58H222V60L221 59H219V60H217V58H220L221 56H217V54H216V56H215V54L213 53V55H211L212 54V52L208 49V48H206ZM108 46V47H107ZM122 46V47H121ZM139 46V47H138ZM191 46V45H190ZM198 46V45H197ZM201 46V45H200ZM218 46V45H217ZM216 46V47H217ZM137 47V48H136ZM154 47H155V49H154ZM165 47V48H166ZM199 47V46H198ZM108 48V49H107ZM115 48V49H114ZM129 48V49H128ZM175 48V49H174ZM177 48H179V49H177ZM188 48V49H187ZM219 48H221V47H219ZM234 48H236V47H234ZM149 49H151V50H149ZM164 49V48H163ZM177 49V50H176ZM197 49V50H198ZM237 49V48H236ZM239 49V48H238ZM238 49H237V51H238ZM1 50H2V48H1ZM184 50V51H183ZM189 50V51H188ZM193 50V51H192ZM100 51H102L101 53H100ZM150 51H153L154 53L153 54H151L150 55ZM177 51H178V53H177ZM1 52V51H0ZM159 52V54L160 55H158L157 53ZM205 52V53H204ZM218 52H216V53H218ZM86 53V52H85ZM84 53V54H85ZM100 53V54H99ZM189 53V54H188ZM211 53V54H210ZM230 53V54H229ZM164 54V55H163ZM169 54V55H168ZM175 54V55H174ZM180 56H179V55ZM197 54V55H196ZM200 54H202V55H200ZM158 55V56H157ZM167 55V56H166ZM201 56V58H202V60L204 61L207 57V60L204 62V64H203V66H205V67H203L202 65H200V64H202V63H200L201 62V60H198L197 58L199 57V59H200V56ZM92 56V55H91ZM91 56H90V58H91ZM150 56V57H149ZM154 56V57H153ZM198 56V57H197ZM226 56V57H225ZM151 57H153V58H156V60L154 61ZM159 57V58H158ZM164 57V58H163ZM173 57V58H172ZM185 57H187V58H185ZM192 58H193V60H192ZM212 58V59H211ZM168 59V60H167ZM178 59V60H177ZM182 61H181V60ZM196 59H197V62H196ZM216 59V60H215ZM215 60V61H214ZM224 61L225 63H226V65H225V68L227 67L228 68V70H226L225 68H224V65H223V63L222 62H219V61ZM103 61V63H101ZM159 61L161 62V63H159ZM175 61V62H174ZM178 61V62H177ZM200 61V62H199ZM213 61V62H212ZM218 61V62H217ZM163 62V63H162ZM169 62H170V64H169ZM209 62H210V64H209ZM231 62V61H230ZM234 62V63H233ZM233 62H231V64H233V65H235L234 67H235V69H236V63H235V61H233ZM237 63L239 62L238 60L236 61ZM100 63H101V65L102 64H104V65H102L103 67H104V69L106 70H103L102 72L100 71V70H102V69H100L98 66L100 65ZM112 63H113V66H112ZM148 63H149V65H148ZM152 63V64H151ZM178 63V64H177ZM224 63V64H225ZM240 63V62H239ZM144 64V65H143ZM161 64V65H160ZM198 64V65H197ZM221 64H222V66H221ZM112 67H111V66ZM117 65H119V66H117ZM136 65H138V66H136ZM150 66L151 65V67H148V66ZM163 65V66H162ZM176 65H177V67H176ZM196 65V66H195ZM219 65V66H218ZM239 65V64H238ZM241 65V64H240ZM239 65V66H240ZM34 66V65H33ZM102 66H100V67H102ZM142 66V67H141ZM146 66V67H145ZM153 66H154V68H153ZM201 66V67H200ZM214 66V67H213ZM32 67V66H31ZM35 67H36V65H35ZM35 67H33V68H35ZM37 67H38V64H37ZM37 67L35 68V71L33 70V68H32V70L34 71V72H36V70H38L37 69ZM39 67H40V63H39ZM106 67V68H105ZM107 67H109V68H107ZM111 67V68H110ZM118 67V68H117ZM121 67V68H120ZM147 69V70H143L144 72H142V69H145V68ZM161 67V68H160ZM163 67V68H162ZM170 67V68H169ZM222 69H221V68ZM232 66H230V68H231ZM241 67V66H240ZM84 68H86V67H84ZM100 70H99V69ZM152 68V69H151ZM200 68V70H198ZM242 68V67H241ZM241 68H238V70L239 69H241ZM119 69V70H118ZM134 69H136V70H134ZM138 69V70H137ZM141 69V70H140ZM173 69H174V71H173ZM182 69V70H181ZM208 69H209V71H208ZM220 69V70H219ZM224 69L226 70V72L227 73H224ZM235 69H231L232 71L234 70V72H235ZM263 69V68H262ZM262 69H260V70H262ZM110 70V71H109ZM112 70V71H111ZM117 71V72H119V73H117V72H115V71ZM168 70V71H169ZM190 70V71H189ZM205 70V71H204ZM213 70H215V71H213ZM223 70V71H222ZM23 72L22 73V76H24V79L25 80H29V78H30V80L32 81V80H34V78L36 77V73H34V72ZM77 71V70H76ZM75 71V72H76ZM101 73H100V72ZM105 71V72H104ZM121 71V72H120ZM146 71V72H145ZM150 71V72H149ZM152 71H153V73H152ZM198 71H199V73H198ZM214 73H213V72ZM74 72V73H75ZM139 72V73H138ZM149 72V73H148ZM192 72V73H191ZM16 73V71H13V70H10V71H6V70H3V69H0V77H2V76H8V77H13L14 76V74ZM77 73H78V71H77ZM77 73H75V74H77ZM135 73V74H134ZM139 75H138V74ZM147 74V75H144V74ZM160 72H159V74L160 75H162ZM166 74H167V72H165ZM164 73V74H165ZM193 73H197V75L195 74V75H193ZM224 73V74H223ZM34 74H35V76H34ZM141 74V75H140ZM152 74V75H151ZM191 74V77L190 76H188V75H190ZM235 74H237V73H235ZM74 75V74H73ZM72 75V76H73ZM78 75H79V73H78ZM134 76V78H133V76ZM175 75H174V77H175ZM214 75H216V77L214 76ZM221 75V76H220ZM230 75V74H229ZM75 76H77V75H75ZM75 76H73V77H75ZM127 76H128V78H127ZM144 76V77H143ZM146 76H147V78H146ZM159 76V75H158ZM179 76H178V78H179ZM188 76V77H187ZM218 76V77H217ZM232 76V78H230V79H228V84L227 85H223L222 87H220L221 86V83H220V86H217L216 87V83L214 84V83H211V87H212V89L214 88V91L211 93V92H209V93H211V95L209 96V97H200V95H199V97L200 98H203V99H200L199 98V100H200V102L201 101H205V104H204V106L203 107H205V110L203 109H201L200 111H199V113L200 114H197V115H199L198 117L199 118H201L202 120H204V122L201 120V125L199 124L200 122H198V127L199 126H201V128L203 129H198V127H196L197 126V124H196V126H194V127H196L197 129L196 130H202V131H200V134L202 133V132H204V133H202V135L204 136V135H206V138H204V139H206L205 141H207V140H209V141H212L211 139H212V137H213V140L214 139H216V136H218V134L217 133H219L218 131H219V129H220V133L219 134H221V132H222V130H227V129H231V131L235 128L236 129V132L234 133V132H232L233 134H232V137H231V135L229 134H226L227 133V131H226V133H225V136L226 135H228V136H226V138H225V136H224V140L223 141H225V143L224 142H222V143H224V146L225 147H223V152H225V154H227L226 153V151H228V152H231V151H233L234 153H236L235 151H236V149H240V147H243V146H246V144H247V146H251V145H253L254 146V148H253V146H252V148L253 149H251V148H248V149H250V150H255V154L254 155H250V154H252V153H254V151H252L251 153H249L248 154V151H247V153L245 152L247 149L246 148H244L243 150H245L244 151V155L242 156V157H240L238 160H239V162H240V166H239V168L237 169V168H235L236 166L235 165H233V166H235L234 168H231V171L234 169L235 171L233 172V175L231 174V171H230V174L229 175H231L230 177H229V179H227L226 181H225V183L224 184H222L223 183V181L219 178L218 179V181H220L221 182V184L222 185H224L222 188H229L230 189V191H229V193L231 194H229L228 193V190H226L227 192H225L224 193V195L222 196H220V200H216V199H219V197H217V196H219V195H217L215 198H212V199H210L211 201H212V204L214 203V202H218V204H219V202H223L222 204L223 205H226V207L229 209V208H235L236 207V205H240V203L241 202H244V201H248V200H250V201H253L252 203H250L249 201V203L247 204V205H249V206H247V205H245L244 204V206H245V208H243L244 210H247V208H248V210L247 211H249V208L251 207V206H253L255 203V208L257 209V206L256 205H258L259 207H258V209H260V207H262L263 208V210H264V126H262L261 124H259V123H262V122H259V120L261 121H264V114H263V111H261L262 113V115H260V109H258V111H256V109L258 108L257 107V104H255L256 105V107H255V105H251V106H253V107H255L256 109L253 111L252 110V108H251V106H250V102H252L253 101V99H254V91L252 92V94L251 93H249V92H247L246 90L244 91V87H243V90H242V92H241V90L239 91V88L238 87H235L236 86V84H232V85H235V86H233L232 87V85L229 83V82H231L232 81V79L234 78V75H231ZM79 78H80V76H78ZM78 77L76 78L77 80H80V79H78ZM112 77V78H111ZM139 77V78H138ZM143 77V78H142ZM160 77V76H159ZM173 77V78H174ZM187 79H186V78ZM192 77H193V79H192ZM219 77H221V78H219ZM228 77V76H227ZM235 77H237V76H235ZM72 78V77H71ZM129 80V79H132V80H135L134 82H132V80L130 81L131 83H129L128 85H126V87L124 88H122L121 87V85L123 84V82L124 83H126V81H127V79ZM152 78V77H151ZM161 78V77H160ZM177 78V77H176ZM209 78H212L211 80L209 79ZM226 78V77H225ZM69 79V81L70 82H72L71 80L72 79H70V78H68ZM74 80H75V78H73ZM83 79V78H82ZM89 78H87V80H88ZM138 79V80H137ZM143 79H145V81L143 80ZM202 79H204V80H202ZM235 79V78H234ZM233 79V80H234ZM29 80V81H30ZM66 80H67V75H66ZM91 80V79H90ZM89 80V81H90ZM156 80V79H155ZM159 80V78L157 79V83L159 82L158 81ZM176 79L174 78V81H175ZM199 80V81H200ZM222 80H225V79H222ZM221 80V81H222ZM236 80H238V79H236ZM68 81V80H67ZM81 81H84V80H81ZM121 81V82H120ZM172 82L171 84H173V83H175V82ZM182 81H176V83L177 82H179V84H180V86H181V83H182ZM188 81V83L189 84H192L191 82H189ZM211 81V82H210ZM227 81V80H226ZM235 81V80H234ZM32 82H34V81H32ZM102 82V83H101ZM105 82V83H106ZM128 82V81H127ZM136 82V83H135ZM197 82V81H196ZM196 82H195V84H196ZM208 82V81H207ZM207 82H206V84L205 85H207ZM223 83H225L226 84V82L225 81H222ZM238 82H240V81H238ZM79 83H81V82H79ZM101 83V84H100ZM120 83V84H119ZM133 83H135L137 86L136 87H133ZM156 83V84H157ZM200 83V82H199ZM203 83H205V82H203ZM217 83H219V82H217ZM234 83V82H233ZM76 84V83H75ZM78 84V83H77ZM76 84V87L77 86H79V84L77 85ZM97 84H95V86L97 85ZM109 84H110V82H109ZM147 85L146 86V88H145V86L144 85ZM170 84V86H172ZM178 84V83H177ZM182 84H184V83H182ZM213 84V85H212ZM238 85L237 86H239V84H242V83H237ZM120 85V86H119ZM125 85V84H124ZM131 85V87H133V88H130L129 86ZM142 85V86H141ZM174 85V84H173ZM186 85V84H185ZM200 85H201V83H200ZM199 85V86H200ZM81 86V85H80ZM78 87L77 89H78V92H79V88H81L82 89V92H85V96H84V94L82 95V94H79L80 92H81V90H80V92L78 93V92H76L77 94H79V95H76L75 94V92H72L74 95H75V97H76V99L74 100L73 99V97H74V95L72 96V97H70V95H69V97L70 98H72L75 102L73 103L74 105V108L72 109V110H74L75 109V111H77L78 113H79V110L81 111V109L82 110H84V104H90L89 102H87V100H88V98L90 97L91 99H92V96H89V95H91V94H89L88 96H87V92L86 91H90L89 89L87 90V88L84 90L82 87ZM84 86V85H83ZM91 86V85H90ZM111 86H112V84H111ZM113 86H112V88H113ZM130 88V89H128V87ZM141 86V87H140ZM183 86V85H182ZM181 86V91L183 90L184 92H185V90H186V92H187V89L185 88V86H184V88L185 89H182L183 87ZM97 87H98V85L96 86V89H97ZM100 87V86H99ZM175 87H177L176 86V84H175V86L173 87H170V88H172L173 89V91H174V88ZM179 87V86H178ZM187 87V86H186ZM198 87V86H197ZM207 86H203L202 88H203V90H205V92L206 91H208L209 89H211V87L209 86L208 88V90H207V88H206ZM95 88V87H94ZM92 89L91 91H94L93 93H97L96 91H95V89ZM101 88V87H100ZM138 88V89H137ZM202 88H201V90H202ZM206 88V89H205ZM226 88V89H225ZM236 88V89H235ZM242 88V87H241ZM77 89H75V91H77ZM123 91H122V90ZM126 89V90H125ZM141 89H145L144 91H142ZM179 89H180V87H179ZM178 89V90H179ZM196 89V88H195ZM217 89V90H216ZM98 91H99V89H97ZM139 90H141V91H139ZM149 90H150V88H149ZM148 90V91H149ZM176 90V89H175ZM197 90V89H196ZM203 90L201 91L203 94L205 93V92H203ZM36 91V93H35V95L33 96V98L37 101V102H40V101H43L45 104L47 103L49 106H51L52 107V101L53 100H55L56 98L55 97H53V95H51L50 93H48V92H42L41 90H39V89H36L35 90ZM65 91H67V90H64L62 93L61 92H59V94L60 95H64V92ZM122 91V92H121ZM136 91H137V93H136ZM163 91V90H162ZM170 92V90H166V93L165 94H168L169 95V92ZM173 91H171V94H173L174 92ZM178 92L179 94H181V93H183L184 94V92ZM189 91V90H188ZM197 91H199V90H197ZM197 91H195L194 93H197ZM212 91V90H211ZM218 91V92H217ZM239 91V92H238ZM123 93L122 95H121V93ZM144 92V93H143ZM161 92V91H160ZM164 92V91H163ZM168 92V93H167ZM173 92V93H172ZM177 92V91H176ZM200 92V91H199ZM200 92V93H201ZM215 92H217V94L215 93ZM70 93V92H69ZM92 93V92H91ZM130 95H129V94ZM134 93V94H133ZM146 93V94H145ZM187 93H190V91L189 92H187ZM192 93V92H191ZM190 93V94H191ZM201 93V94H202ZM207 93V92H206ZM215 93V94H214ZM243 93V94H242ZM246 93V94H245ZM249 93V94H248ZM66 94H67V92H66ZM107 94H108V92H107ZM109 94H110V92H109ZM160 94V95H159ZM175 94V93H174ZM190 94L189 95H186V96H188V98L190 97ZM198 94V93H197ZM208 94V93H207ZM72 95V94H71ZM81 95V96H80ZM97 95H98V93H97ZM127 95V96H126ZM140 95V96H139ZM155 95H157L158 96V99L161 97V93H156V94H154V97H156L157 98V96H155ZM162 95H163V93H162ZM177 95V97H175V98H177L178 100H179V98L182 96V98H183V95L181 94V95H179L178 96V94H176ZM193 95V93L191 94V96ZM215 95V96H214ZM248 96V99H247V96ZM251 95V96H250ZM254 95V96H253ZM57 96V95H56ZM59 96V95H58ZM67 96V95H66ZM94 96H95V94H94ZM93 96V97H94ZM100 94L97 96L99 99L103 96V99H104V102H105V100L107 99V95L106 96H104V94L103 95H101L100 97ZM113 96V95H112ZM111 96V97H112ZM122 98H121V97ZM160 96V97H159ZM170 96V95H169ZM185 96V97H186ZM196 96H198V95H196ZM202 96V95H201ZM206 96V95H205ZM250 96V97H249ZM60 97V96H59ZM62 97V96H61ZM60 97V98H61ZM79 97V98H78ZM111 97H109L110 98V100H111ZM116 97V98H117ZM133 97V98H132ZM152 98H154L153 97V95L151 96ZM164 97V95L162 96V98ZM179 97V98H178ZM193 97V96H192ZM252 97V98H251ZM84 98V99H83ZM89 98V99H90ZM97 98V99H98ZM108 98V99H109ZM117 98V99H118ZM181 98V102H183V99ZM187 98V97H186ZM187 98V99H188ZM209 98V99H208ZM59 99V98H58ZM87 99V100H86ZM90 99V100H91ZM94 99H96V98H94ZM96 99V100H97ZM112 99H114V98H112ZM122 99V100H123ZM127 99V98H126ZM140 99V98H139ZM148 99V100H149ZM164 99V98H163ZM163 99H161L160 101L161 102H163L164 100ZM166 99H168V96H166ZM173 99H174V95H173ZM186 99V100H187ZM194 99V98H193ZM193 99H192V101H193ZM252 99V101H250ZM82 100V101H81ZM83 100L85 101L86 100V103L85 102H83ZM102 100V99H101ZM101 100H97V102L99 101H101ZM109 100V101H110ZM119 100H117V101H119ZM154 100V99H153ZM175 100V99H174ZM177 100V101H178ZM190 100V99H189ZM189 100H187V101H189ZM197 100H198V98H197ZM210 100V101H209ZM62 101V100H61ZM89 101V100H88ZM93 101V100H92ZM91 101V102H92ZM109 101H107L106 100V102H109ZM111 101H113V100H111ZM114 101H115V99H114ZM117 101H115V102H117ZM121 101V100H120ZM154 101H157L156 99L154 100ZM153 101V102H154ZM159 101V102H160ZM176 101V100H175ZM96 101H95V103L94 102H92V103H94V104H96L97 103ZM124 102V101H123ZM125 102H126V100H125ZM128 102V101H127ZM138 102V101H137ZM136 102V103H137ZM139 102H140V104H141V100H139ZM148 102V101H147ZM150 102H151V100H150ZM180 102V100L178 101V103ZM185 102V101H184ZM183 102V103H184ZM190 102V101H189ZM195 102H196V100H195ZM207 102V103H206ZM211 102V103H210ZM58 103H59V101H58ZM63 103V102H62ZM91 103V104H92ZM121 102H119V104H120ZM130 103H131V101H130ZM136 103H134V104H136ZM149 103V102H148ZM182 103V104H183ZM204 103V102H203ZM256 103V102H255ZM98 104L100 105V103H97L96 105L98 106ZM115 104H117V105H119L118 103H115ZM124 104V103H123ZM122 104V105H123ZM129 104V103H128ZM139 103H137V105H138ZM181 104V103H180ZM186 104V103H185ZM191 104H192V102H191ZM198 104V103H197ZM197 104L195 103V105L197 106ZM41 105V104H40ZM64 105H66V104H64ZM82 107H81V106ZM96 105H93V106H96ZM136 105V106H137ZM143 105V104H142ZM145 105V104H144ZM174 105H176V107H178L179 106V104L177 105V103H175ZM190 105V104H189ZM194 105V104H193ZM200 105V104H199ZM199 105H198V108H201V107H199ZM203 105V104H202ZM206 105H208V108H207V106ZM79 106V107H78ZM87 106V105H86ZM124 106V105H123ZM127 106V105H126ZM183 106V105H182ZM188 106V105H187ZM187 106H185V107H187ZM118 107H120V105L119 106H117V108ZM129 110H130V104H129ZM133 107H135V106H133V103H132V108ZM141 107V106H140ZM143 107H145V106H143ZM72 108V107H71ZM77 108H79V109H77ZM93 108V107H92ZM115 108V110L117 109L116 108V106L114 107ZM124 108V107H123ZM183 108V107H182ZM195 108V107H194ZM197 108V107H196ZM198 108H197V110H198ZM64 109H69L68 107L66 108L65 106H64ZM100 109V108H99ZM98 108H97V110L96 109H94V110H96L97 112H99V113H101L100 111H98L99 110ZM102 109V108H101ZM121 110H122V107L120 108ZM126 109V108H125ZM139 109V108H138ZM141 109V108H140ZM140 109H139V111L137 110V112H140ZM147 109V108H146ZM145 109V111H147ZM177 109V108H176ZM180 109H181V107H180ZM85 110H86V107H85ZM94 110L92 109V111H91V115H89L88 114V117L90 116H95L96 114H98V113H96V111H95V113H94ZM103 110H104V108H103ZM102 110V111H103ZM117 110H119V109H117ZM121 110H119L120 112H121ZM127 110V109H126ZM134 110H135V108H134ZM142 110V109H141ZM182 110V109H181ZM196 110V109H195ZM68 111V110H67ZM74 111V112H75ZM123 111H125V110H123ZM133 111V110H132ZM145 111L143 110L142 112H144L145 113ZM177 111H179V107H178V110ZM202 111V112H201ZM85 112V111H84ZM88 112H90V111H88ZM120 112L118 113V114H120ZM126 112V111H125ZM141 112V113H142ZM195 112H197V111H194V115H195ZM92 113H94L93 115H92ZM104 113V112H103ZM117 113V112H116ZM116 113L114 112L113 113V115L115 114L116 115ZM133 114V112H127V114H130L129 115V118H128V115H127V117L122 113L121 115L123 116L124 115V117H120V118H122L123 120H124V122L125 121H129L130 120V117L132 118L133 116H131L132 114ZM147 113H149V112H147ZM147 113H145V114H147ZM156 113V112H155ZM258 113V114H257ZM81 115H84V116H86V117H84L83 119L80 117H78V118H76V120H80V119H82L83 121V123L80 121H78L79 123H77V125H80V123L81 124H83V127L85 126L84 124V122H85V119H88V117H87V112H86V114L85 113H80ZM126 114V113H125ZM185 114H187L186 112L184 113V115ZM100 115V114H99ZM114 115V116H115ZM136 115V114H135ZM135 115H134V121H135V119L138 117V115H139V113H138V115H136L137 117L135 118ZM142 115V114H141ZM155 115H157V113L155 114ZM196 115V116H197ZM256 115H258V116H256ZM98 116V115H97ZM116 116H118V115H116ZM143 116H146V115H143ZM196 116H195V118H196ZM96 117V116H95ZM94 117V118H95ZM197 117V118H198ZM258 117V118H257ZM259 117H260V119H259ZM117 118L118 117H115V123H116V121H119V120H117ZM139 118H141L140 116H139ZM139 118H137L138 120H139ZM143 118V117H142ZM197 118H196V121H197ZM198 118V119H199ZM262 118V119H261ZM112 119H113V116H112ZM122 119H121V121H122ZM255 119H256V121H255ZM114 120V119H113ZM133 120V119H132ZM140 120H142V119H140ZM131 121V120H130ZM134 121H131V122H129V123H131V124H133L132 122H134ZM200 121V120H199ZM87 122V121H86ZM120 122V121H119ZM123 122V121H122ZM122 122H120V123H122ZM126 122V124H128ZM74 124H76V122L74 123ZM89 124V123H88ZM87 124V128H89L90 126L89 125H91L92 126V124H89L88 125ZM119 124V123H118ZM124 124V123H123ZM124 125L123 127L125 128L127 125ZM76 125V126H77ZM134 125V128H135V125H136V123L135 124H133ZM261 125V126H260ZM120 126V128L122 127V125H119ZM128 126H130V124H128ZM132 126V125H131ZM229 126V127H228ZM234 126V127H233ZM72 127L73 126H71V128L70 127H68V130L70 131L69 133H77V131L75 132L74 131V129H72ZM78 127V126H77ZM76 127V128H77ZM118 127V126H117ZM133 127V126H132ZM221 127H223V128H221ZM262 127V128H261ZM74 128V127H73ZM79 129L80 128H82V125H81V127H78ZM92 128H93V126H92ZM119 128V127H118ZM63 129H66L67 130V127L65 126V128L63 127H61V126H59L58 128H57V130H56V132L55 133H52L51 131V133H49V131H48V133H47V131H46V133H44L43 134V132H41V134L39 135V133H37V132H33L32 134L31 133H26V131H25V133H24V130L22 131L21 129V131L19 130H16V129H9V130H4V131H1L0 130V244L2 245H0V257H2L1 256V254H2V252H3V255H4V257L6 258V259H8V256L9 255H11V256H9L10 258H12V259H8V261H4V260H6L5 258H4V262H2V260H0V264H6L7 262H9L10 260L12 261V263L14 262V264H21V263H23V261L24 260H22V258H24V254L22 253V250L20 251V250H17V249H19V247H17V246H15L14 245V243L15 242H19V241H17L16 239H19V240H21L20 241V243L21 242H23V243H21V244H23V245H25V244H29V242H31V240H32V243H34V240H36V239H38L36 236H32L33 235V233H34V230H32L33 231V233H30L29 235H30V237L31 238H29V235L27 234V232L28 231H22L21 230V232H19V229H18V231H17V228H20L21 227V229H29L30 227H31V224H34V226H32V228H34L35 227V224H36V220H35V216L36 217H39L40 216V214H39V212H38V216L36 215L37 214V212H36V214H35V216H34V214H33V212L35 211V208H33L32 206H36V205H29V204H27V203H29V202H27L25 199H24V201H23V199L21 200V202L20 203H17L16 202V200H18V198H19V196L22 198L23 196H25L26 194H29V192L31 191L30 189H32V188H30L29 187V192L27 193L26 191V189H27V186H26V188L24 189L22 186H25V184L27 183L28 184V186H29V183L30 182H32V178L33 177H35L36 176V170L40 167L39 165V162L40 161H36V160H38V158H39V155L41 156V154H42V152L43 153H45V152H47V151H43L44 150V148L43 147H45L44 145H46L47 144V146L45 147V149L48 147V145L49 144H51L52 145V148L53 147H57L55 150L56 151H58V152H60L59 151V149H58V147H61L60 149H65V151H67V150H69L70 148V146H72V148L71 149H74L75 147V149H74V151H76V150H78L79 148V146L80 145H82L83 146V144H80L79 145V143H83L84 142V138L86 137V135H84L85 137H78V139L76 138V140H72L71 139V137H69L70 139H68V141H73V142H69V143H66V141H65V143L63 142V141H61V139L62 140H64V135L66 134L65 132H66V130H63ZM70 129H72L73 130V132H71L72 130H70ZM79 129H78V132H80L79 131ZM222 129V130H221ZM59 130V131H58ZM63 130V131H62ZM68 130H67V132H68ZM92 129H90V130H88V129H86V131H91ZM193 130V129H192ZM31 131V130H30ZM58 131V132H57ZM119 131H122V129H120ZM126 131V129L125 130H123V132H125ZM234 131V130H233ZM4 132V133H3ZM28 132V131H27ZM127 132V131H126ZM196 131H194V134L196 135V133H195ZM37 135H36V134ZM64 133V134H63ZM81 134L83 133V132H80ZM122 133V132H121ZM121 133H120V135H121ZM193 133V132H192ZM198 133V132H197ZM206 133V134H205ZM228 133H231L230 131H228ZM237 133V134H236ZM68 134V133H67ZM78 134V133H77ZM77 134H76V136H77ZM127 133H125L123 136L125 137V138H127V137H129V136H127L126 135ZM199 134V133H198ZM198 134H197V136H198ZM199 134V135H200ZM222 134H224V131H223V133ZM236 134V135H235ZM39 135V136H38ZM41 135H43V136H41ZM69 135V134H68ZM79 135V134H78ZM83 135H81V136H83ZM126 135V136H125ZM128 135H130V137H132V134H128ZM194 135V136H195ZM202 135H200L201 137H203ZM28 136V137H27ZM62 136H64V137H62ZM192 136H193V134H192ZM200 136H199V138H200ZM119 136H115V135H113L112 137H110V135L109 136H105L104 138H100L99 140H98V143H100V144H108V143H117V141L118 140H116L117 138H118ZM120 137H122V136H120ZM120 137L118 138L120 141L121 140H123L124 139V137H123V139H120ZM196 137V136H195ZM210 139H209V138ZM220 136H218V138H219ZM55 139V141H54V139ZM66 138H67V136H66ZM194 138V137H193ZM192 138V139H193ZM198 138V137H197ZM196 138V139H197ZM231 138V139H230ZM234 138V139H233ZM131 139V138H130ZM129 138L128 139H125L126 141H124L125 143H123V145L119 142V146L121 145V147H122V149L124 148L123 146L124 145H126V143L127 144H129L128 142H129V140H130ZM195 138H194V140L192 141L193 142V144L194 143H196L197 144V146H198V142H199V140L197 141ZM220 139H223V138H219V140ZM60 140V141H59ZM200 140H202L203 141V139H201L200 138ZM230 140V141H229ZM67 141V142H68ZM197 141V142H196ZM209 141H208V143H209ZM55 142V143H54ZM212 142H214V141H212ZM215 142H216V140H215ZM214 142V143H215ZM218 142V141H217ZM207 143V142H206ZM214 143L212 144V145H214ZM229 143H230V145H229ZM254 143V144H253ZM59 144V145H58ZM69 144H71V145H69ZM78 144V145H77ZM87 143L86 142H84V145L85 146H87L86 145ZM113 145L114 147H118V145L116 146V145ZM196 144H194V145H196ZM202 144H203V142L201 143L200 142V145H199V147L200 146H202ZM216 144V143H215ZM219 144H221V141L219 142ZM219 144H216V145H219ZM250 144V145H249ZM66 145H67V147H66ZM69 145V146H68ZM208 144H203V146H207ZM221 145H223V144H221ZM229 145V146H228ZM65 146V147H64ZM81 146V147H82ZM84 146V147H85ZM127 146V145H126ZM125 146V148L127 149V147L129 146H127L126 147ZM202 146V147H203ZM209 146H211V144H209ZM246 146V147H247ZM51 147V146H50ZM63 147V148H62ZM74 147V148H73ZM80 147V148H81ZM120 147V148H121ZM67 148H69V149H67ZM78 148V149H77ZM119 148V147H118ZM118 148H116V149H118ZM184 148L186 149V148H188V146L186 147V146H184ZM221 148V147H220ZM43 149V150H42ZM58 149V150H57ZM67 149V150H66ZM115 149V150H116ZM185 149H184V152L186 153V151L188 150H186L185 151ZM238 149V150H239ZM47 150H49V147L47 148ZM242 150V148L240 149V151ZM42 151V152H41ZM71 151V150H70ZM69 151V152H70ZM78 151H80V149L78 150ZM120 152H122L121 151V149L119 150ZM125 150L123 149V152H124ZM39 152L41 153V154H39ZM49 152H50V150H49ZM61 152H63V155H65V156H68V155H66L67 153H65L63 150H61ZM77 152V151H76ZM116 152H118V151H116ZM201 152V151H200ZM207 152V151H206ZM238 152V151H237ZM243 151H241V152H238V153H242ZM38 153V154H37ZM65 153V154H64ZM215 153V152H214ZM230 154V155H234L235 156V154ZM46 154V153H45ZM44 154V155H45ZM62 154V153H61ZM60 154V155H61ZM243 154V153H242ZM246 154H248V155H250V156H248V158H247V156H245ZM37 155H38V158L36 159V157H37ZM48 155H51V153L50 154H48ZM62 155V156H63ZM228 155H229V153H228ZM238 155V154H237ZM34 156V157H33ZM36 156V157H35ZM43 156V155H42ZM62 156H60V157H62ZM238 156H240V155H238ZM34 158L33 159V161H35V163H36V165L35 164H33V165H31V166H27L26 167V169H20V168H23V167H19V166H22V164L21 165H18L19 163H23L26 159H30V158ZM46 157H48V156H46ZM46 157H43L44 159L46 158ZM69 157H71V158H73L72 156H69ZM69 157H67V158H64V156L62 157V159H60V161H59V159H55V161L57 160L58 162H60V163H71L73 160H74V158H73V160H71V158H69ZM237 156H235L234 158H236ZM19 158V159H18ZM50 158V157H49ZM59 158V157H58ZM238 158V157H237ZM246 158V159H245ZM41 159V158H40ZM201 159H202V156H201ZM228 159H231V157L229 156V158ZM227 159V160H228ZM233 159V158H232ZM20 160V161H19ZM42 160V159H41ZM48 160V159H47ZM51 160V159H50ZM235 160V159H234ZM238 160L236 161V162H238ZM27 161V160H26ZM55 161L54 160H51V161H48V162H50V163H48L49 165H47V167L49 168L50 166L52 167L53 165H55ZM199 161V160H198ZM221 161L223 162V159H221ZM230 161H232V160H229V162ZM30 162H31V160H30ZM226 162H228V161H226ZM235 162V163H236ZM52 163H54V164H52ZM57 163V162H56ZM59 163V164H60ZM218 163H219V160H218ZM221 163V162H220ZM219 163V165H221ZM235 163H232V164H235ZM16 164V165H15ZM65 164V165H66ZM91 165H93L94 163H90ZM90 164H88V165H86V166H88L89 167V169H90ZM198 164L200 165V161L198 162ZM212 164V163H211ZM217 164V163H216ZM223 164V163H222ZM224 164H226V163H224ZM223 164V166H225ZM231 164V163H230ZM231 164V165H232ZM24 165H26V164H24ZM69 165V164H68ZM213 165H214V161H213ZM218 165V164H217ZM216 165V166H217ZM227 165V164H226ZM229 165V164H228ZM231 165H230V167H231ZM39 166V167H38ZM85 166V167H86ZM93 166H98V164H96V165H93ZM54 167V166H53ZM109 167H111V166H109ZM229 167V166H228ZM230 167H229V169H230ZM95 169H96V167H94ZM112 168V167H111ZM226 168V167H225ZM23 170V171H20V170ZM35 169V170H34ZM84 169V168H83ZM86 169H87V167H86ZM98 170H99V168H97ZM113 169H115L114 167H113ZM8 171V172H6V171ZM90 170H92V168L90 169ZM94 170V169H93ZM35 172V174L33 173V172ZM86 171H89L88 169L86 170ZM101 171V170H100ZM103 171V170H102ZM111 171H112V169H111ZM114 172H115V170H113ZM228 171V168L226 169V172ZM94 172H97V171H95L94 170ZM104 172H107V171H104ZM31 173H33V176H31ZM84 173H86L85 172V170H82V171H80V172H78L76 175L75 174H73L72 175V181H71V183L72 184H70L67 188H68V190H67V188H66V190L65 191H63V189L62 190H60V193L62 192V194H66V196H67V194H68V198H70L69 197V195L71 196V195H74V198L76 197V196H78L79 197V195L80 196H83V200L82 201H79V200H81V199H78V198H75V199H78V201H76V200H74L73 198L71 199V200H74V201H76V202H79L80 204H81V206L82 207H84L83 205L84 204H82V203H84V202H86V203H89V204H87L89 207H90V205L92 206V205H95V207H98V206H96V204H98V200L97 199H103V201L100 199V202H103V203H105L104 205H105V207L108 205V203L110 202L109 201V199L111 198L112 199V196H113V194H112V191H115V193H116V189H115V185H111V187L110 186H107V185H104V184H101V183H96V184H98V186H99V184H101L100 186H103L102 188H104V186H107L108 188H111V189H114V190H110V191H107V187L104 189V190H99V192H98V190L97 191H95V189H93V187H92V189H91V192H89L88 190H85L84 188H85V184H83V187H82V185H77V187L75 186V184H76V182L77 183H79L78 181H80V182H84V181H81V180H83L82 178H85V177H83L82 175H84ZM89 173V172H88ZM91 173H92V171H91ZM109 174L110 173H112V172H110V170H109V172H108ZM99 174V173H98ZM109 174H105L106 176H108ZM22 175V176H21ZM101 176V175H100ZM106 176H105V178H106ZM112 176V175H111ZM92 177V176H91ZM96 177V176H95ZM95 177H93L92 179H94ZM103 176H101V178H102ZM108 177H110V176H108ZM107 177V178H108ZM224 178H225V176H223ZM226 178H227V176H226ZM225 178V179H226ZM33 179H35V178H33ZM86 180H90V178L89 179H87V178H85ZM84 179V180H85ZM98 179H100V178H98ZM26 180V181H25ZM29 180H31V181H29ZM73 180H74V182H73ZM85 180V181H86ZM47 181V180H46ZM43 182V184H45V185H43L42 187H38L39 188V190H42V191H46L45 192V194L47 193V192H49L48 190L50 189L51 190V188L53 187H56L57 189H58V186H59V184L60 183H58L57 181H55V182ZM99 181V180H98ZM103 181H104V179H103ZM87 182V181H86ZM94 182H97L96 180H94ZM101 182H102V179H101ZM23 183V185H21ZM25 183V184H24ZM55 183V184H54ZM85 183V182H84ZM87 183H89V182H87ZM91 183H92V181H91ZM47 184V185H46ZM53 184V185H52ZM80 184V183H79ZM95 184V185H96ZM107 184V183H106ZM217 184L219 185L220 183H218L217 182ZM229 184H230V186H229ZM231 184H233V188H232V190H231ZM52 185V186H51ZM85 185V186H84ZM90 185V184H89ZM221 185V186H222ZM228 185V186H227ZM50 186V187H49ZM97 186V187H98ZM114 188H113V187ZM220 186V187H221ZM95 187V186H94ZM117 187H119V185H117ZM197 187H200V185L199 186H197ZM216 190L218 189V188H216V186H213ZM218 187V186H217ZM220 187H219V191L218 192H220V191H223L224 192V189L223 190H220ZM37 188V187H36ZM35 188V189H36ZM37 188V189H38ZM48 188V189H47ZM75 188V189H74ZM76 188H77V190H76ZM214 188H212L211 190H213ZM227 188V189H228ZM24 189V190H23ZM96 189H98V188H96ZM99 189H101V188H99ZM118 189V188H117ZM200 189V191L202 192V191H204V192H206V188H203V186L202 187H200L199 188ZM204 189V190H203ZM53 190V189H52ZM216 190H214V191H212L213 193H215L216 192ZM24 191V192H23ZM32 191H33V189H32ZM36 191V190H35ZM35 191H33V192H31V194H34L35 193ZM57 191V193H58V191L59 190H56ZM76 191V192H75ZM197 191H198V188H197ZM63 192H66V193H63ZM218 192H216V193H218ZM233 192V193H232ZM44 193V192H43ZM114 193V194H115ZM196 193V192H195ZM199 193V192H198ZM198 193H196V196L198 195ZM215 193V194H216ZM25 194V195H24ZM30 194V195H31ZM117 194V193H116ZM115 194V195H116ZM204 194H206V193H204ZM203 194V195H204ZM240 194H243V195H245V194H247V196L246 197H248V199H246V198H243V197H245V196H242V197H240ZM199 195H200V193H199ZM199 195L197 196V197H199ZM202 195V197H204L205 198V196L206 195H204L203 196ZM235 197V199H234V197ZM235 195H237V196H239L238 198L235 196ZM29 196V195H28ZM32 196V195H31ZM96 196H98V198H95ZM100 196V197H99ZM33 197H36L35 195L34 196H32V198L30 199L31 200V202H32V199H33ZM67 197H66V199H67ZM73 197V196H72ZM116 197V196H115ZM201 197V198H202ZM222 197V198H221ZM20 198V199H21ZM24 198V197H23ZM204 198H202V199H204ZM250 198V199H249ZM26 199H28V198H26ZM110 199V200H111ZM215 199V200H214ZM33 200H36V201H34L35 202V204H36V202H37V200H38V198L37 199H33ZM106 200H108V201H106ZM205 200V199H204ZM214 200V201H213ZM232 200V201H231ZM18 201H20V200H18ZM68 201V200H67ZM104 201H106V202H104ZM201 201V200H200ZM26 202V203H25ZM31 202H30V204H31ZM33 202V203H34ZM82 202V203H81ZM108 202V203H107ZM112 202L114 203V197H113V199H112ZM112 202H111V204H112ZM240 202V203H239ZM86 203H85V205H86ZM205 203V201H203V203L202 202H200L199 204H198V206L196 205V207H197V209H199V208H202L200 205H202V204H204ZM224 203H226V204H224ZM99 204H101V203H99ZM107 204V205H106ZM217 204V205H218ZM232 206H231V205ZM236 204V205H235ZM38 205V204H37ZM85 206L84 208L85 209H83V208H78V209H83V211L85 210V211H89L90 209H89V207L88 206ZM103 205V204H102ZM101 205V206H102ZM104 205L102 206V207H104ZM114 205V204H113ZM214 205V204H213ZM70 207H71V205H69ZM73 206V205H72ZM100 206V205H99ZM112 206V205H111ZM110 206V207H111ZM216 206V205H215ZM33 208L34 209V211H30V209L31 208ZM77 207V206H76ZM101 207V208H102ZM107 207H109V206H107ZM238 207V206H237ZM236 207V208H237ZM243 207V206H242ZM29 208V209H28ZM111 208H114L113 206L111 207ZM111 208L109 209L110 210V212H112V210H114V213H112L111 215H115L116 214V212H115V208L114 209H112L111 210ZM224 209H225V207H223ZM239 208H241V206H239ZM262 208H261V210L260 211H262ZM37 209V208H36ZM78 209H77V211L75 210V208H74V210L76 211V212H79L78 211ZM99 209H100V207H99ZM98 209V210H99ZM106 209V208H105ZM223 209V210H224ZM238 209V208H237ZM236 209V210H237ZM72 211H66L65 212V210L63 211V210H59V211H57L56 213H57V215H58V217L61 219H64V222L61 224V226H59L60 228L58 229V231H56V234L55 233H53V234H55V235H53V236H55V237H53L52 236V234H51V236L53 237H50V238H52V239H50V241L52 242V243H50L51 245H53L54 247H55V249L57 250V253L59 252V254H60V256H62L63 258L65 257V258H70V259H74V260H76V259H78V260H80L81 262H82V264H83V262H84V264H104V262H107L108 261V263H109V259L111 258H109L107 261H104V258H105V260L107 259L106 257H109L108 255H110V256H113V254H111V251H109V250H107L108 248H112L114 245H115V242H113L116 238L115 237H117V235L119 236V234H123L124 232H125V230L127 229L128 230V228H123V229H125L124 231L122 230V227H124V223H119L118 221V219L120 218H118L117 219V214H118V212H117V214H116V216H113L114 218H116V220L117 221H115V220H113V218L111 219V222H110V219H109V221L106 219L109 215H108V212H107V215L106 214H101L100 213V217L102 218V215H103V218H102V220L100 221V218H98V221H97V217H95V214H96V216H98L99 217V211L96 209V208H91V210H90V212L89 213H87L88 214V216L86 217L85 216V211H84V213L82 214V212L83 211H81V214L83 215V218H82V216L79 214V213H77L76 215H74L75 214V211H73V209H71ZM95 210H97L98 211V213H96V211ZM102 210V209H101ZM235 210V209H234ZM239 210H242V209H239ZM239 210H237V211H239ZM26 211H29L28 213H29V215H30V212L32 213V216L31 217H33L34 216V218H31V217H29V215L27 216V213H26V215H25V212ZM37 211V210H36ZM94 211V212H93ZM225 211V210H224ZM229 211H231V209L229 210ZM228 211V212H229ZM236 211V212H237ZM243 211V210H242ZM237 212V213H242V215L243 214H245V212L243 213V212ZM246 211V213H247V217L246 218H248L249 216H248V214L250 215V213H248ZM252 211V210H251ZM254 211V210H253ZM101 212V211H100ZM103 212H105V210L103 211ZM232 212H235V211H232ZM250 212V211H249ZM263 213H264V211H262ZM261 212V213H262ZM35 213V212H34ZM55 213V214H56ZM225 213H227V212H225ZM230 213V212H229ZM228 213V214H229ZM237 213H235V214H237ZM79 214V216H77ZM90 214V215H89ZM94 214V215H93ZM98 214V215H97ZM227 214V215H228ZM234 214V213H233ZM234 214V215H235ZM56 215V216H57ZM72 215H74V216H76V218L75 217H71ZM105 215H106V217H105ZM121 215V214H120ZM227 215H226V217H227ZM230 216H229V218H227V221H228V219L230 220V217H232V215H231V213L229 214ZM253 215V214H252ZM258 215V214H257ZM260 216H262L261 214H259ZM50 217L52 216L53 217V215H49ZM61 216H63V217H61ZM85 216V217H84ZM241 216V215H240ZM251 216V215H250ZM51 217V218H52ZM69 217V218H68ZM71 217V218H70ZM256 217H258V216H254L253 218L252 217H249L248 219H250V218H252V220H248V219H246L245 221H243L244 219H245V215L242 217H240V219L243 221V222H241V220H239L240 221V224L242 223V225H240V226H245L246 225V229L243 227H241L244 231H246L247 230V232L244 234L243 233V231H242V233H243V235L241 234V240H242V242H243V245L246 247V248H251L250 250H252V251H254V253H259V255H261V254H263V256H264V238H262V236L261 235H264V233H262V232H264V231H262V228H263V230H264V227L263 226H261V225H264V224H262V223H264V217H259V219H257ZM75 219L76 221L75 222H71L72 224L70 225L69 223H67V221L68 222H70V219ZM78 218L81 220V219H83V220H81L80 221V223H78L79 224V226L77 225V220H78ZM121 218L123 219V217H122V215H121ZM242 218H244V219H242ZM34 219V220H33ZM61 219V220H62ZM121 219V220H122ZM255 220H256V224L257 225H259V227L258 228H260V227H262L261 229H259L260 230V233L259 232H257V231H255V232H257L258 234V236H260V237H257L255 234L256 233H252L251 234V232L248 230V225H250L251 226V224L252 225H255V224H253V223H255ZM74 221V220H73ZM227 221H226V225L227 226H229L228 224H227ZM238 221V220H237ZM239 221H238V223H239ZM254 221V222H253ZM61 222V221H60ZM117 222H118V224H120L119 225V227L117 226ZM121 222V221H120ZM126 222H128V221H126ZM37 223H38V220H37ZM129 223V222H128ZM128 223H125V225L126 224H128ZM236 223V222H235ZM84 224V225H83ZM122 224H123V226H122ZM231 224V223H230ZM233 224V223H232ZM231 224V225H232ZM81 225H83V227L81 228ZM222 225H223V223H222ZM221 225V226H222ZM225 225V226H226ZM230 225V226H231ZM236 224H234L233 226H235ZM239 225L237 224V226L239 227ZM84 226H86V227H88V228H85V229H89L90 227V230H88V231H86V230H84ZM116 226H117V228L119 229L120 227H121V231L123 232V233H120L121 231H120V229H119V231H117V229H116ZM130 226H132V224H130ZM233 226H231V227H229V228H233ZM126 227H127V225H126ZM129 227V226H128ZM236 227V226H235ZM235 227H234V230H235ZM238 227H236V228H238ZM252 227V226H251ZM251 227H249V228H251ZM31 228V229H32ZM130 228L131 227H129V231H130ZM222 229L224 228V225L221 227ZM226 228H228V227H226ZM240 228V227H239ZM256 228V227H255ZM254 228V229H255ZM11 230V232L14 230V232H19V233H17V234H15L14 235V233L12 234L9 230ZM30 229V230H31ZM225 229V228H224ZM241 229V230H242ZM252 229V228H251ZM7 230L9 231V232H7ZM29 230V231H30ZM127 230H126V232H127ZM233 230V229H232ZM253 230V229H252ZM258 230V231H259ZM31 231V232H32ZM72 231V232H71ZM225 231H226V229H225ZM228 231V230H227ZM230 231V230H229ZM253 231V232H254ZM262 231V232H261ZM37 232V231H36ZM118 232V233H117ZM125 232V233H126ZM132 230L130 231V232H128V235L130 236L131 234H133L134 232H132ZM8 233L10 234L11 233V236L9 235V238H8ZM39 233V232H38ZM131 233V234H130ZM262 233V234H261ZM32 234V235H31ZM127 234V233H126ZM125 234V236H127L128 237V235H126ZM135 234V237L137 238V239H139V236H137V234L136 233H134ZM133 234V235H134ZM260 234V235H259ZM14 235V236H13ZM39 235V234H38ZM4 236L6 237V239L4 238ZM40 236H42V234H40ZM39 236V238H41ZM44 236H46V235H44ZM43 236V238H47V236L46 237H44ZM3 237V238H2ZM14 239V240H16V241H14V243H13V241H12V238ZM36 237V238H35ZM121 237V236H120ZM127 237L126 238H124L123 236H122V238H124V240H127ZM135 237H134V239H135ZM144 236H140V238L142 239ZM264 237V236H263ZM10 238H11V240H10ZM16 238V239H15ZM42 238V239H43ZM115 238V239H114ZM118 238V237H117ZM132 238H133V236H132ZM145 238H146V236H145ZM42 239H39V240H42ZM131 239V236H130V238H129V240ZM133 239V240H134ZM4 240H5V242H4ZM8 240H10V241H12V243L11 244H13V245H11L10 244V242L8 241ZM29 240V241H28ZM39 240H36V241H39ZM43 240H45V239H43ZM42 240V241H43ZM119 240V242H121L123 239H121L120 240V238L118 239ZM118 240H117V242H118ZM132 240V239H131ZM3 241V242H2ZM48 241V240H47ZM239 241H240V238H239ZM238 241V242H239ZM27 242V243H26ZM43 242H45V241H43ZM123 242V241H122ZM128 242V240L125 242V243H127ZM242 242L240 243L239 242V245H242ZM36 243V242H35ZM46 243H48L47 245H49L50 246V244H49V242H45L44 244H46ZM112 243H114V245L113 246H111L112 245ZM4 244V245H3ZM27 244V245H28ZM31 244V243H30ZM29 244V245H30ZM41 244H42V242H41ZM33 245V244H32ZM26 246V245H25ZM24 246V247H25ZM15 247V248H14ZM240 247V246H239ZM14 248V249H13ZM58 248V249H57ZM113 248H115V247H113ZM112 248V249H113ZM241 248V247H240ZM246 248H244V249H246ZM21 249V248H20ZM111 249V250H112ZM242 249H243V247H242ZM13 251V253H12V251ZM59 250V251H58ZM107 251V253H109L108 255H106V252ZM109 251V252H108ZM243 251H245V252H247L248 250L246 249V250H243ZM248 252H251V251H248ZM261 252V253H260ZM8 253V255H6ZM23 255H22V254ZM225 252L223 251V254H224ZM244 253V252H243ZM59 254H58V256H59ZM258 255V254H257ZM23 256V257H22ZM14 257H16V258H14ZM260 257V256H259ZM14 258V259H13ZM21 260H20V259ZM25 258H26V255H25ZM222 258V257H221ZM264 258V257H263ZM263 258H260V259H263ZM1 259V258H0ZM2 259H3V257H2ZM69 259V260H70ZM19 260V261H18ZM26 260V259H25ZM113 260L114 261H112V259L110 260V261H112V262H114L115 263V259H114V257H113ZM72 261V260H71ZM77 261V260H76ZM18 262V263H17ZM107 263V264H108ZM9 264V263H8ZM10 264H11V262H10ZM24 264H25V262H24ZM110 264H112V263H110Z\"/></svg>","mask_w":264,"mask_h":264}]
</instances>
